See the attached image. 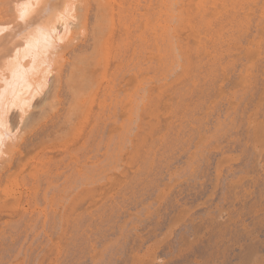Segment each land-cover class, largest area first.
Here are the masks:
<instances>
[{"label":"rangeland","instance_id":"obj_1","mask_svg":"<svg viewBox=\"0 0 264 264\" xmlns=\"http://www.w3.org/2000/svg\"><path fill=\"white\" fill-rule=\"evenodd\" d=\"M92 1L93 0H91V2ZM156 3L157 2H155L154 8L157 7L156 9L158 11V4H156ZM93 4H95V2H93ZM141 4L145 5V0H141ZM90 5H92V4H90ZM144 5H142L141 9L144 13H148L149 11L147 9H146L147 11L145 10L146 5L145 6ZM257 6H258V8H261L262 4L260 6V5H258V2H257V3H251L249 5L247 4L246 6H244L246 9L244 8L240 15L244 14L245 12L248 13V16H247L248 22L244 21V20H246L245 18L244 19L241 18L244 21L243 23L237 22V23H235V25L233 23L228 24V22L230 20H229V18L226 17L225 19L227 21L223 20V23H222L223 25L221 24V27H223V34L227 33V34L223 35L224 39L221 42L222 44L221 43H213V41L208 39L205 42L206 45L204 44V42L202 43V46L204 45L205 49L201 48L197 52H195V51L197 50L196 48L198 45H197V42L194 40V38L191 35L192 30H190V28L187 25L182 26L183 28L182 27L179 28V32H178V39L179 40L177 43L181 44L179 42H181V40H182V43L184 44V41H185V44L191 48V51H192L191 55H193V56L196 55L194 57L198 56L197 57L198 60L195 59L193 56L192 57L195 60H197V63L199 62V64H197L195 62V60H193L194 61L193 62L194 68L196 67L194 70H196V71L193 70L194 73L192 71H189L188 72L189 74L186 73L187 75L185 74L184 70L181 67L180 68L177 67L178 70H180V69H181V71L183 70L182 72L180 71L181 75L184 72L182 77L180 74L177 75L179 73L178 70H176V74H173L175 71L172 74H170L171 72H169V74L172 77L168 74L167 79L170 77V80L166 79L167 81L165 80L166 81V82L164 81L165 83L164 82L161 83V80H160L161 76H159L160 71H159V73L157 71L159 69V65H160V61L158 63H156L157 62L156 60H159V59H157V56L154 55V53L157 51V47H156V49H154L155 44H154V42H152L153 40L151 41L152 38L150 37V34L146 29V23H144V21H145L144 18L139 19L140 22L137 21L138 24L137 23L133 24L134 27L132 26V29L136 30V31L134 32V37L131 38L132 42L129 44V46H127V48L129 47L128 50L126 47H123V45H121V46H119L120 51L113 52L111 54L113 56V59H112V56L110 55V57L112 59L111 61H113V63H111V64L115 65V67L112 66L113 67V69L111 68L112 71L104 69L105 74H103L104 73L103 69L100 70V69H97L96 67L98 65L100 66L102 63L106 64V61L109 59L108 58L109 55H107V54H110V51H109V53L107 51L105 53H103L104 51L101 52L102 54H105V56H107L106 58H104L105 56H102V55L98 56V54H100V52H99L95 56L97 58L95 61V57H93L94 55L91 54L92 57L87 55L91 52V50H90V52L88 50L90 47L86 49V46H91V44L93 45L91 47H96L93 39L87 40L88 38H90L88 36L90 35V30L93 31L92 28H93L94 22H95L94 14L96 12H93V15H92V13H90L92 11L91 9H92V7H94V5L89 9L90 11L88 13L90 16L92 15V17H93L92 18L93 20L90 19V21L92 20L91 22L93 23L92 28L90 29L91 25L89 24L90 21L88 20L90 17L89 15H88L89 17L87 18L88 23L87 24L84 23V24H86V27H89L88 31H86L87 32L86 34L89 33L88 35H86L84 32L87 29L85 27V25H83L82 27H85L86 29L82 30V27H81L82 24L80 26L78 25L79 26V28H78V26L76 27V26H74L75 24L73 25V23H71V25L73 27L78 28L79 33H76V36L77 35L78 36L77 37L73 36V38H71V36L69 35V40L65 39V38H63L65 40H63V39L62 40H63V42L65 41L64 43L68 42L66 44V46H67L69 44V42H72V41H70L71 39L72 40L76 39L75 40L76 43H74V44H75V47H77V46L78 47L76 48V50L75 49L71 50L70 54H68L69 56L71 55L72 57L70 56V58H69V56L66 55V57L63 58L64 61L60 60L61 62L64 63V67L62 69L63 74H64L63 76L67 77V75L68 74L70 75V73L72 76L73 75L75 76V74H78V71L80 72L81 70H83V69L76 70L75 69L76 65H77V67H80V68L83 66H87L88 70L86 69V67H83L84 71L86 73H87V71L89 72L87 74H90L93 70H96V71L92 72L93 73L92 76L90 75L93 79V82L95 81L94 78L96 77L95 76L97 74L96 72L100 73V71H102L101 72L102 75H100L101 73L99 74V76L101 78L97 74V78H98L97 80H98V82H99V80H101L102 83L104 82V84H105V81L107 79H109L106 82L107 84L104 85L101 82H99V84H97L98 83L97 80L95 81L96 84L95 83L93 84V82H92L91 87L93 85L97 86L96 89H94V94H93L94 97H93V95L91 94L93 92H90L91 90L89 91V88H88L89 92H86V87H83L84 82H81V80L80 81L76 80L77 81L76 82L75 79H73L75 77L74 76L71 77L72 81L74 80L75 81L74 83L76 85L80 84L79 86L81 87V84H82V88H81L82 90L80 89L81 93H87L88 94V95L87 94L86 95L81 94V95L85 96V98L82 97L81 95H78L79 99H77L78 97H76L75 95H74L75 97L74 96L72 97V95L75 93L72 92V90L70 93L69 90L71 89V87L69 88L68 83H69V85L72 86V88L75 86V84L72 83L74 85L73 86L72 84H70L69 81H68V83L62 84L63 86H60L58 88V90L55 89L58 92L53 89L52 85H51V87H49L50 84H48L49 86H47V87H49V89L52 88L53 93L51 92V90H49L50 92L47 90L46 91V92H48L47 94L45 93V91H43L42 96H45V94H46V96H45L46 100L43 99L44 97L40 98L41 102L38 99V103L40 105L38 104L37 106L40 109L35 105V104H37L36 102H35V104H32L33 107L30 105L31 109L32 108L35 109L37 107L36 110L38 112L34 111L33 109L29 110V107H26V108H28L27 109L28 112L26 111V108H25V111H26L25 114H27V113L30 114L32 111L36 112L37 114L40 111L39 114H41V111L44 110L43 108L47 107L48 109L45 108V112H43V114H42L44 116V119L41 118V119H43V123H42V120L40 119L41 124L45 125V124H47L46 121L49 120L48 124L51 125L52 127L51 126H49V128L47 127L46 129H48V131L47 130H45V131H47V133H48L49 130H51V128L54 127V129H55L57 127L56 128L57 130L56 129L55 130L59 134H61L62 132L65 133L66 130H64L62 127L64 126V128L66 129V126L64 124L61 125V127L57 126V125L62 124L61 121H62L63 117L65 118V119L63 118V120L66 121V119H67L66 117L70 113L69 110L71 109L70 107L72 105H73V107H75L74 110L76 112H78V111L83 112L84 103H85V105L90 104V106H92L94 104L95 106H92L91 108H89L91 110L90 111L91 116L95 115V117H97V116L102 115V117H101L102 120H101V118H99L98 126H96V129H95L96 132H95V130L92 131L91 125L93 123L90 121V119L92 120L95 117L92 116V118L89 119V121L91 122V124H89L90 122H87V120L85 122L82 120L81 112L79 113L80 114L79 115L78 113H74V111H72L73 110L72 109L71 111L74 113V115H76V117H77V115H79V117H77L78 118L77 120H80V118H81L80 121H82V123L80 121H77L75 119L76 117H73L72 112H71V115L69 114V116H68L69 118L72 116L76 120L75 125L73 126V124L75 122L73 120V123L71 126V128L73 127V129H75V131H73V129L70 128V125H71L70 123L72 122L71 121L72 119L70 120L71 122H69L67 124L69 126L68 128L71 129L70 132L72 134L69 133L68 128H67L68 132L66 131V133H68V134H66V137H68L69 139L71 137V136H69V134L73 135V139H72V142H73L72 146L73 147L67 146L68 143H69V145L71 144V142H70L71 139L70 140L68 139L69 142H68V140H65L64 139L65 138L64 133H62L64 137L62 136V134H61V137H63V140H65V141L62 142V140L60 139L61 142L58 141L59 144H56L55 146H54L55 143L51 144V142H52V140L54 141L56 137L54 139L50 138V139H52L50 142H48L47 139H48V137H51L52 134H53L52 137H54L55 134H56V136H60V135H57V133H55V132H54L55 133L54 134V133H52V131H51L52 134L50 132L48 133V134H51L50 136H48L47 133L46 134L44 133V135H45L44 136V135H42L43 134L42 133L41 134L42 136H40L36 139L37 141H39V143L36 141L35 145L31 148L33 150L30 151L31 150L30 149L29 152H27L28 153L27 155H26V153H24L21 156V160L24 158L22 160L23 162H24L25 158H27L26 156H28L31 161L27 160V159H29V158H27L25 161H28L27 162L28 164L25 162L26 163V165H25L19 159L18 162L20 163V161H21V163L16 164L17 166L18 165L19 166L17 167L15 165V167H14L15 169H13L11 171V174L8 175V177L4 178L2 181H0L1 182L0 183V264H37V263L38 264H264V53H263L264 52V50H263L264 49V47H263L264 46V43H263L264 40L259 39L260 37L264 38V36H263L264 35V33H263L264 32V22H263L264 16L262 14V8L258 9ZM95 8H96V6H95ZM95 8L93 9V11H96ZM255 9L258 11H256ZM245 10H247V11H245ZM259 12L261 13L260 16H259V14H260ZM151 13H152V11H151ZM257 13H259V14H257ZM249 14L250 15L253 14L255 19L253 18V16L250 17ZM254 14H256V15H254ZM255 16H257V17L259 16V21L257 19L258 24H256V22H257L256 18L257 17H255ZM72 17L69 21H74L73 20V18H74V19H76L75 23H79V22H76L77 18H75V17L72 18ZM251 18L254 20H252ZM18 19H20V18H18ZM22 19H21V21H22ZM141 21L144 23V26L142 25L143 23ZM17 22L24 23L23 21L20 22L18 20H17ZM253 22H254V24H253ZM88 24H89V26H88ZM140 24L144 28H142L140 26ZM217 24H218V26H217ZM241 24H243V25H241ZM262 24H263V26H262ZM19 25L23 26V24H19ZM239 25L242 28H240ZM213 26L214 27L217 26L216 28H220L219 23H214ZM235 26H236V30H235ZM117 27L118 26H116V28ZM224 27H226L227 29ZM137 28L141 29V30L144 29V30H142V31L140 30L141 33H139L138 32L139 30ZM253 28L257 32L259 31V29H262L263 31H260V33H263V34L257 35L259 32L258 33L257 32L252 33L255 31ZM233 29H234V31H233ZM182 32L185 33V35L181 36V34H183ZM204 32L205 31H202L203 34H204ZM233 33L235 34V36ZM251 33H252V35L256 36L255 39L254 38L252 39L253 36L251 35ZM123 34H125V32H123ZM124 36L125 35H123V37ZM137 36L141 37V38L142 37L150 38V43L152 42L151 43L152 45L150 43H149L150 45H148L149 47L147 46V44L144 45V43L142 42V39L138 38ZM183 36H185L187 38H185ZM190 36L192 38L188 39V37H190ZM240 36H242L243 38ZM258 36H259V38H258ZM136 37H137L138 41H137ZM238 37H239V39H238ZM66 38H67V36H66ZM128 38H129L128 40H130L129 36H128ZM183 38H185V40ZM245 38H247V39L249 38L250 40L249 39L246 40ZM119 39L121 40V38H119ZM119 39L117 41H119ZM256 39H258V40H256ZM66 40H68V41L66 42ZM242 40H243V42H242ZM262 40H263V42H262ZM88 41H89V44L86 43ZM90 41H93L94 43H92ZM134 41H136L137 43L141 42L140 46H139V44L136 45L137 48L135 47V49H134V44H137V43ZM190 41L191 42L195 41L196 42V43H194L195 46ZM209 41H210V43H209ZM258 41H260L262 43L259 44ZM85 43L87 44L86 46H84ZM127 43H129V41ZM127 43H126V45H128ZM189 43H191V44H189ZM207 43L210 44L211 48H208L210 46H208ZM211 43H213L212 45L215 47H213L211 45ZM242 43H244L245 45ZM247 43H249V44H247ZM76 44H78V45H76ZM81 44L82 45L84 44L83 47ZM120 44H123V43L121 42ZM216 44H217V46H216ZM239 44H241V45H239ZM258 44H259V46H258ZM261 44H263V45L261 46ZM61 45H64V44H62V42H61L60 47H62ZM80 45H81L82 49L84 48L88 51L87 54H85L86 51L85 52L83 51L84 49L82 50L80 48ZM126 45H125V41H124V46H126ZM220 45L223 47H221ZM143 46H146L147 49L144 48ZM193 46H194V48H193ZM139 47L143 48V49L141 50ZM225 47H227V48L224 49ZM258 47H260L259 49H260V53L262 56L259 55L260 53H259V49H257ZM261 47H263V48L261 49ZM78 48H80V49H78ZM121 48L122 49L124 48V49L121 50ZM213 48H214V50H213ZM218 48H220L221 50ZM90 49H92V48H90ZM138 49H140L141 52ZM144 49H145V51H144ZM243 49L246 51H244ZM78 50H79V53L82 54L80 56H84L82 52H84V54L86 55V56H84L86 59L83 58L85 61H87L89 59L88 57H90V58H92V60L94 59V63H96L97 66L95 64L90 65L89 63L92 62L91 60L89 63L86 62L87 63L86 64L85 61L82 60V58H80L82 61H84V63L82 61L81 62L83 64H86V65L82 66V63L77 58V54H79V53H77ZM135 50H137V53L140 55H138ZM215 50H217V52ZM122 51H125L126 53L129 52L127 54L125 52L123 55L121 54L123 57V59H121V60H123V61L127 60L128 66H127L126 62H125L126 65H124L123 61L119 60L122 62V64H121L119 61L114 59V56L120 55V53H123ZM134 51H135V53H134ZM218 51L221 52V54H219ZM247 51H248V54H250V55H248L246 53ZM132 52H133V54H132ZM198 52H200V53H198ZM201 52H203L202 55H204V57L201 55L202 58L200 56V59H199V54H201ZM212 52L214 53V56H213ZM243 52L246 53V54L244 53L246 56L243 54ZM95 53H96V50H95ZM142 53H143V55H142ZM252 53H253V55L251 57ZM136 54L138 56H136ZM210 54L212 56H210ZM130 55H132V57L135 55V58H137V59L134 58L135 59V61H134V59L132 57H130ZM141 55H142V59L140 57ZM239 55H242L241 57H243L244 60L241 59V57ZM256 55H257L258 59H257ZM151 56H153L154 58L152 57V59H151ZM208 56H210L211 58ZM237 56H238V60L237 59L233 60V58H237ZM249 56L252 59L251 62H249L250 59L247 58ZM101 57L104 58V61H102ZM138 57H139V60H141V62H140L141 64L139 63V61H137ZM230 57H232V58H230ZM254 57H255V59H254ZM72 58H73V60H72ZM193 58H190L191 61ZM225 58L229 59V60L226 61ZM74 59L77 60L75 62V64H73L75 61ZM201 59H203V60H201ZM239 59H241L239 64L242 62L241 66L238 63L236 64V62H238ZM247 59H248V61H247ZM262 59H263V62H262ZM151 60H155L156 62L153 63ZM204 60L207 62H205ZM210 60H212V61H210ZM221 60H222V62H221ZM201 61H203V62H201ZM230 61L233 62V64ZM254 61H256L257 63L255 62V64H252V62L254 63ZM132 62H133V67H131ZM142 62L144 64H142ZM147 62L152 63V64L149 63L150 65H152L151 68H149L150 65ZM67 63H69L71 65H69ZM134 63L135 64L137 63V64L135 65ZM194 63L199 65V66L195 65ZM206 63L209 65H207ZM91 64H93V62ZM153 64L154 65L157 64V70L155 69L156 67ZM118 65H120V66H118ZM235 65H237V66H235ZM244 65H245V67H244ZM255 65H257L256 68L252 69L255 67ZM66 66H67V68H66ZM91 66L93 68H91ZM94 66L96 69L94 68ZM102 66L104 67L105 65L103 64V65H101V67ZM129 66H130L131 71L129 69H127V68H129ZM135 66L136 67L139 66V67L135 68ZM143 66L148 67V70H147V68H143ZM215 66H216V68H215ZM218 66L220 68H218ZM206 67H208V69ZM213 67H214V69L212 70L211 68H213ZM243 67H244V70H246V71H244L245 75H243V69H242ZM64 68H65V70H64ZM124 68H126L125 71L126 70H128V71L125 72L123 70ZM140 68H141V70L143 69L145 72L143 70L141 71ZM200 68H202V70ZM89 69H91V71H89ZM120 69H122V71H124L125 73L123 72L124 74H122ZM134 69L140 70L143 75L140 73V71H137ZM154 69L156 71H154ZM256 69H257V71H256ZM55 70L53 71L54 72L53 74H56ZM97 70H100V71H97ZM115 70H117V71L115 72ZM219 70H220V72H219ZM251 70L252 71L255 70L254 75L257 77H255V78L253 77L254 75L251 72ZM64 71H66V72L64 73ZM84 71L82 74H84ZM108 71L110 72V75H108V74L106 75V73H108ZM129 71L131 72V74ZM153 71L155 73L156 72L158 73V74L157 73L154 74L155 77H154V75H152L154 73ZM117 72L119 74L121 73L122 77H124L125 79H127V77L128 78L130 77L129 81L132 80L134 82L135 79L139 80L138 82H140L141 85L138 82H137L138 83L137 84V83H133L131 81V85H133L131 88V85L129 84L130 82L128 83L127 80L122 78L120 76L121 74L118 76ZM127 72H128V75H127ZM137 72H139L140 74ZM230 72H232V73L230 74ZM86 73L84 76L87 78L88 75ZM114 73H117L116 74L117 80L119 77H121L118 80V82L120 81L119 84L116 83V85L118 84V87L116 86V88H119L120 86H122V88L120 87L117 90L118 96L114 95V94H117L115 87H114V89H111L110 92H109L110 89L107 90L109 95L106 93V90H105V89H108L107 87L110 83L109 81H111V79L115 76ZM203 73H205L206 76H204L205 74H203ZM53 74L51 72L50 75L53 76ZM82 74H80V75H82ZM133 74H134V76H133ZM147 74L148 75L150 74V75L148 76ZM198 74H200V75H199V77L196 78L195 75L198 76ZM80 75H78V78ZM131 75H132V77H131ZM208 75H209V78H208ZM216 75L218 76V79H217ZM220 75L222 76V78ZM51 76H49L50 80H52L55 75L53 77H51ZM90 76L88 77L89 79L91 78ZM139 76L142 78H140ZM146 76H148V77L152 76V77H150L151 79L148 78V79H150L149 82L152 81V83L150 82V84H147V83L146 84L148 86L153 84L151 86L153 88L151 91L152 92L154 91L155 93L158 92L159 94H155V93L151 94V91H148L149 93L146 91V90H150V87H148V89H147V86H145L146 84L143 83V82H146ZM156 76L159 78V79H157L158 81L155 80V81H157V83L154 81V78L155 79L157 78ZM249 76H252L253 79L250 78ZM134 77H136V78H134ZM178 77L181 80L177 81ZM205 77H206V79H205ZM210 77L211 78L214 77L215 80L214 79L211 80ZM247 77H249L250 79L247 80L246 79ZM71 78H70V81H71ZM78 78L76 76V79H78ZM103 78H105V79H103ZM144 78H145V80H143ZM171 78L172 79L177 78V79H175V82H177V83L175 84L174 80H172ZM194 78L196 79V82H195ZM207 78H208V81H206ZM80 79H81V77H80ZM83 79H85V78L83 77ZM102 79L105 81H103ZM244 79H245V82L242 81ZM86 80H85V82H86ZM141 80H142V82H141ZM186 80H187V84L189 83L188 84L189 86H190V83L192 84L190 87H188V85H186ZM209 80L211 82H209ZM219 80H221V81H219ZM82 81H84V80H82ZM90 81H92V80L90 79ZM90 81H88V82H90ZM124 81H125V83H124ZM153 81L155 82V84ZM170 81H173V83H171V85H169ZM190 81H193V82H190ZM239 81H241L243 85ZM247 81H250L251 85H250V83H248L250 86L246 85ZM207 82L209 84H206ZM90 83H88V84H90ZM122 83H124V84H122ZM166 83L169 86L165 85ZM202 83H203V85L204 84L205 85L203 86ZM210 83H212V85ZM215 83H217L218 85ZM88 84H87V87L88 86L90 87V85H88ZM126 84H129L128 85L129 87L125 86ZM143 84H144V87H143L144 90L142 89ZM156 84L161 85V87L162 86H165V87L161 88V87L157 86ZM0 85L2 86V83H0ZM66 85L68 86V89H69L68 91H67V89L64 88V87L67 88ZM84 85H86V84H84ZM135 85H136V88L137 87H139V88L138 89L134 88ZM155 85H156V87H155ZM179 85H180V87H179ZM206 85H208V86H206ZM1 86H0V88H1ZM101 86L103 89L101 88ZM198 86L199 87L201 86V87L199 88ZM240 86H242L243 90ZM244 86L247 88H245ZM197 87H198V92L200 93V94L197 93L199 96H196V94H194L196 92L195 90H197ZM75 88H76V86H75ZM79 88L77 89L79 92L76 94H80ZM83 88H85V91ZM140 88L144 92L140 91L139 90ZM157 88H158V91H157ZM168 88H169V90H168ZM201 88H204L205 91L203 89L201 90ZM206 88L208 91L206 90ZM235 88H236V90H234ZM120 89H121V91H120ZM125 89L127 90V93H126ZM163 89H164V91H163ZM184 89H185V91H183ZM199 89H200V91H199ZM92 90H93V88H92ZM95 90H97V91L95 92ZM132 90H134L135 92H136V90L140 91V93L138 92V93H135L136 95H134V92ZM175 90H176V92H175ZM179 90H180V93L182 94V96L179 95L180 94ZM54 91L57 92V95H58V97L56 96L57 98H54V96H53ZM73 91H76V90H73ZM82 91H84V92H82ZM169 91L172 92V94L169 93ZM234 91H235V93H234ZM100 92H102V93H100ZM121 92H124L127 95L130 92L133 95L130 94L128 96V98L126 96L125 97L121 96L122 99L117 98V97H120L119 94H121ZM146 92H147V95L142 94V93H146ZM167 92H168V94H166ZM174 92L176 93V95ZM50 93H52V95ZM111 93H112V95H111ZM124 93H122L121 95H124ZM177 93H179V94H177ZM231 93H232V95H231ZM97 94H98V96H97ZM148 94L149 95L151 94L150 95L151 98L149 97ZM204 94H205V96H204ZM145 95L149 97L148 102H146L148 97L145 98L146 97ZM155 95L158 97L157 98L154 97ZM171 95H173V96H171ZM95 96H97V97H95ZM99 96L101 98H98ZM109 96H110V98H109ZM111 96H112L113 100H112ZM115 96H116V98H115ZM130 96H132V97H130ZM143 96H144V99H143ZM161 96H163V97H161ZM176 96H178V97L176 99H174V97H176ZM187 96H189V97L187 98ZM191 96H192V98H191ZM193 96H196V97H194L195 99L198 97L199 98L196 99V101H194L195 99H193ZM48 97H49V99H48ZM135 97H137V99H136V101H133V100H135L134 99ZM153 97L156 98L157 102ZM164 97L167 100H165ZM73 98H76V99H74L75 101L73 100ZM97 98H98V101H97ZM106 98H107V100H106ZM108 98H109V100H108ZM126 98L128 100H126ZM168 98L170 99V104H169ZM99 99L100 100L104 99L105 104H100ZM114 99H116L115 101H119V99L121 101L115 103ZM139 99L140 100L143 99L141 101L142 103L138 102V101H140ZM172 99H173V101H172ZM187 99H188V101H187ZM192 99H193V101H192ZM43 100L45 103H42ZM79 100H82V101H79ZM95 100L97 101V104H95V102H96ZM174 100L178 101L177 103L179 105L183 106V108L180 107L178 104H176V102ZM107 101H109V103ZM110 101H111V105H110ZM112 101L114 104L117 105L116 108H115L116 105L113 107ZM123 101H125L127 103H125V102L123 103ZM143 101L148 106L150 105V107H147V105L145 107V103H143ZM149 101L152 104H150ZM162 101H163V104H162ZM191 101L193 102V104ZM72 102H74V103L76 102L77 105L80 104L79 102H81V105L77 106L76 103L72 104ZM135 102H137V103H135ZM158 102H160V103H158ZM199 102H202V103H199ZM206 102H207V104H206ZM41 103H42V105H41ZM130 103H131V106H130ZM138 103L141 105H138ZM156 103H158V104H156ZM135 104H137V105H135ZM174 104L177 105L178 107L174 106ZM194 104L198 105V106L193 107ZM43 105L44 106L46 105V106L44 107ZM49 105H50L51 109H49V107H48ZM75 105L77 107L81 106L82 109H78V108L76 109ZM106 105H107V107H106ZM108 105H110V106H108ZM134 105L136 106V108L137 107L140 108V106H141L140 110L143 111L142 113H144V111L146 112V110H148V111L151 110V111H149V112L147 111L149 116H148V114H146L147 112L145 114H142L141 122L147 118L146 121H144V122L148 123V124L146 125V124H144V122L142 124H140L138 122L139 125L137 127V131H138V128L140 127L139 128L140 132H138V134H136L134 141H133L132 138L129 139L130 135L132 137V134H131L132 131L129 132L130 135L127 133L125 136L123 132L119 133L121 129H119V131H118V130H115V128L118 129L120 124H122L123 122L126 121L125 119H129V118H127V117H130V114H128V113H130L129 111L131 110V108ZM171 105H173V106H171ZM187 105L188 106L190 105V106L187 108L186 107ZM41 106H43V107L41 108ZM120 106H122L124 109ZM127 106H129L131 108H129V107L127 108ZM142 106H144V108H142ZM169 106H171L170 109H169ZM105 107H106L109 115L105 112V110H106V109H104ZM154 107H157L158 109H156ZM96 108L98 109V111H94V110H96ZM108 108L110 111L113 110V112H110L108 110ZM120 108H122L123 110ZM161 108H162V110H161ZM195 108L197 109L196 111H195ZM46 109L48 111L49 110H51V111H49V113L48 112L46 113V111H47ZM101 109L103 110V112H101ZM177 109H179V112H177ZM200 109H202V110H200ZM126 110H127V112H126ZM153 110H155V111H154V113H152V117H151V112H153ZM168 110H169V113L168 112L166 113V111H168ZM172 110H174V112ZM93 111H94V113H93ZM119 111H121L123 113H121ZM171 111L173 112V114ZM65 112H67V113L69 112V113L67 114ZM170 112H171V114H170ZM184 112L187 114V116L189 114L190 117H186V114ZM110 113H111V115H110ZM181 113H183L185 115L182 114L183 115V117H182ZM197 113H199L198 117L196 116ZM48 114L51 116V118H49L50 116ZM60 114H62V116ZM66 114H67V116H66ZM99 114H101V115H99ZM114 114H115V116H114ZM164 114H166V116ZM116 115L119 117L116 118ZM143 115H144V117H143ZM161 115H163V116L161 117ZM174 115H175V117H174ZM39 116H41V115H39ZM39 116L37 118H40ZM56 116H57V118H56ZM112 116H114L116 118V119H113V120H115V122L111 119V118H113ZM122 116H124L125 119ZM170 116L174 119H172ZM120 117L123 118V120H125V121L120 119L123 121V122L121 121L122 122L121 123L120 120H118ZM155 117H158V118H155ZM201 117H204V118L202 119ZM175 118H177L176 119L177 121L175 120ZM103 119H104V121H103ZM106 119H107V121H106ZM108 119H111L110 121L114 122V123H112L113 125L115 124L114 126H111L112 128L114 127L113 130L111 127L108 128V126H107V125H109V126L112 125ZM151 119L154 122L156 121L158 123V125L155 124L156 122L154 123ZM178 119H180V120L178 121ZM199 119H202V120H199ZM164 120H166V122ZM51 121L54 123V126L52 125L53 123ZM92 121H94V120H92ZM105 121H106V123H105ZM170 121H174L173 122L174 125ZM183 121L186 124L182 125L184 123ZM186 121H188V122H186ZM78 122H80L79 127H77ZM117 122H118V124H117ZM149 122H151V124L153 122L155 124V126L153 124L152 125L149 124ZM175 122H177V124ZM179 122L180 123L183 122V123L180 125ZM189 122H190V124H189ZM197 122H198V124H195ZM63 123H65V122H63ZM133 123H135V125H133V126H136L137 122L134 121ZM163 123L165 125V129H166V124L168 125V127L170 129L167 128V130H169V131L171 130L170 132L167 130L164 131V125H163V131L160 129V128H162ZM168 123H171L173 126L176 125L175 126L176 128L173 127L171 124L169 125ZM99 124H101V125H99ZM21 125H23V124H21ZM81 125H82V127H81ZM86 125L88 127H86ZM185 125L187 126V128H185L186 127ZM191 125H193V127ZM75 126H76V128H75ZM84 126L86 128H88V130L90 128L91 129L88 131ZM104 126H107V127H104ZM146 126H147V128L149 126V128L151 127L154 130L149 129V128L146 129ZM177 126H178V128H180L179 130L177 129ZM259 126L260 127L262 126L261 131H260ZM80 127L84 128L86 130L81 129ZM182 127H183L184 131L181 129ZM197 127H200V128L197 129ZM18 128H20V127H18ZM77 128L80 129V130L78 129L79 132H78V130H76ZM144 128L146 129V131H144ZM61 129L63 130L62 132H61ZM103 129L104 130L106 129V130L104 131ZM109 129H110V131L111 130L114 132L117 131L114 134H112V132L110 133L111 136H113L115 134L117 135V133H118L117 137L113 136L110 138V136H109L110 134L109 135L107 134V131ZM173 129L178 131V133L177 132L175 133ZM21 130H22V128H21ZM55 130H53V131H55ZM58 130H60V131H58ZM99 130H100V132L101 131L105 132L104 134H102L103 132H101V135L103 137L102 136L100 137ZM132 130L135 131L136 127H134V129H132ZM148 130L150 131V133L148 132ZM17 131H18V133H17ZM17 131H16V133H17V135H19V132L21 133V131L19 129H17ZM76 131L78 133H75ZM86 131H88V132H86ZM180 131H182V132H180ZM22 132H23V130H22ZM84 132L88 133V134H86V136H85ZM161 132H162V134H165V135H160ZM171 132H174L175 136ZM179 132L182 135H180ZM74 133H75V135H74ZM82 133H84V134H82ZM90 133H91V136H89V137L91 139L89 138V141H88L89 143H87V145L85 146L86 148L84 147L85 151L83 149H81L78 153H76L75 149H71V147L77 149L79 146L78 147H76V146L81 144L80 140L81 141L83 140V142H84V137L86 140V138H88V135H90ZM143 133H145V134H143ZM147 133H149V134H147ZM120 134H121V136H119ZM154 134H156L155 137H153ZM157 134H158V136H157ZM170 134H172V135H170ZM104 135L107 137L109 136V138H108L109 140L106 139L107 137L104 138ZM127 135H129V136H127ZM144 135L148 136L149 138L148 137L146 138V136L144 137ZM176 135H178V136H176ZM16 136L13 137L14 140H15ZM118 136H119V138H118ZM122 136H124L123 138H125V140H123V138H121ZM140 136H141V138H140ZM78 137L80 138V140ZM99 137L101 138V141H99L100 139L98 140ZM133 137H134V135H133ZM167 137H168V139H167ZM176 137L178 139H176ZM127 138L130 140V144L134 145L133 147L131 146V148H130L129 145H126L129 142V141H127ZM139 138L141 140H139ZM39 139H41V140H39ZM57 139L58 138H56V141H57ZM76 139L78 141H76ZM93 139L98 140L99 142L98 141L97 142L99 144L96 143ZM155 139H157V140H155ZM42 140H43V142H40ZM45 140L47 141L49 147L46 146V144H44ZM73 140L75 141V143ZM102 140H103V142H102ZM115 140L116 141L118 140V141L115 142ZM154 140H155V142H154ZM15 141H17V140H15ZM46 141H45V143H46ZM90 141H91V144H90ZM131 141H133V142H131ZM135 141L138 143L136 144ZM145 141H148L147 143L149 145L146 144ZM76 142H78L79 144ZM41 143H43L42 144L43 146L40 145ZM61 143L63 144V146H61L62 145ZM66 143H67V145H66ZM103 143H106V144H103ZM116 143H118L117 145L119 147L116 145ZM157 143H158V145H157ZM38 144H39V146H36ZM64 144L68 148H66V146ZM113 144H114V147H113ZM139 144H140L139 148L144 147L146 145L145 148H147V149L141 148L140 150H138L139 152L136 151L137 149H139L137 147V146H139ZM142 144H143V146H141ZM44 145H45V147H44ZM94 145H96V146L94 147ZM125 145L128 147V149ZM40 146H42L44 148L41 147L42 148L41 149ZM92 146L94 147V151H92V149H93ZM101 146L102 147L104 146L105 148L104 147L102 148ZM121 146H124V147L122 148ZM156 146H158V147H156ZM58 147L63 148V149L65 148V151L67 149V153L65 151L63 152V149L60 150ZM57 148L59 150H57ZM90 148H92V149H90ZM53 149L54 150L56 149L57 151L56 150L54 151ZM105 149H106V151H105ZM111 149H113V150L111 151ZM89 150H91L92 152H90ZM95 150L96 151L99 150V152L98 151L97 152H98V154H99L98 156H100V158L102 155L106 154L105 156H107V157L105 158V156H104V158H103L104 160H102L104 162H102L99 157H97V158L94 157V155L97 154V153H93V152H96ZM143 150H144V152L142 153ZM51 151H53V152H51ZM59 151H60V153H59ZM82 151H84V152L82 153ZM110 151H111V153H110ZM80 152L83 155L80 154ZM140 152L142 153V155L143 154L145 155V156L143 155L145 158L140 155ZM148 152L150 153V156H152L151 154H153L154 156L150 157ZM84 153H85V155H84ZM91 153L93 154L92 156L96 159L95 161H93L94 158L91 156ZM114 153L117 154V156H116L117 161H116V157L114 158V156L116 155V154L113 155ZM36 154H38L37 157L35 156ZM54 154H56V155H54ZM132 154H134V155H132ZM47 155H49V156H47ZM57 155H58V159L56 158ZM60 155H61V157H60ZM65 155H66V157H65ZM72 155H74V156H72ZM81 155H82V157H84V160L82 159L83 161L81 160V162H79L80 161L79 159L82 158ZM138 155H140L143 158H141ZM146 155H147V157H146ZM38 156H41V157L39 158ZM123 156H124V158H123ZM3 157H4V154H3V156L2 155L0 156V159L2 161L4 159L8 158V157L6 158V156H5V158H3ZM31 157H33V158L31 159ZM34 157L36 160L38 159V161L36 163H35L36 160H34ZM42 157H43L44 161L42 160ZM53 157H55V158H53ZM59 157H60V159H59ZM62 157H63V161L64 160L66 161V159L68 161L69 160L68 158H70L69 162L74 161L76 158L78 159V157H79V159L77 161L75 160L74 162H70V163L75 164V162H79V163H77L78 165H76V164L75 165L80 167V168L85 166V168H82V169H84L85 173L89 172V169H91V167H92L91 172L93 171L94 173L93 172L92 173L89 172V173L91 175L96 174V176H97V177L95 176V178H94L95 180L94 179H86V180H88V182L91 183V185L93 184L94 186L93 185H92V187H91V185L89 186V183L87 184V182L85 181L87 184V185L84 184V192L86 191L85 193L87 195L86 196L83 192V194L85 195L84 196L85 198L82 195L79 197L80 200H78L79 198L76 199V198L72 197L73 194H75V193H73L72 196L70 195L73 198L74 202L76 199L75 203L73 201L71 202V200H72V199H70L71 197L67 198L68 200L70 199V201H68V200L65 201V199L62 201L61 199L59 200L60 195L58 193L55 194V192H57V191L59 192L61 187L64 185V183H66V179H64L65 177L63 175H61V177L55 176L53 178V180L55 178L56 179L58 178L57 179L58 181L55 179L54 181H56V183L52 187L48 186L47 184L43 187L42 185H44L43 182H45V181L41 182V185L39 187V191H35L31 187L32 182L34 181L33 180L34 176H36L37 174H39L38 176L44 174V171H46L47 166L52 167V166H50V164L51 165L53 164V168H54L55 167L54 163L57 160L58 161L60 160V162L56 163L57 164L56 166H59L60 163H62L61 164V166H62L63 165ZM85 157H87V158H85ZM89 157H91V158H89ZM118 157H120V158H118ZM121 157H122V161H121ZM126 157H130L133 162L131 161V159H130L131 162L128 161L129 158L126 159ZM146 158H148V160L151 158L152 160L148 161ZM53 159L54 160L57 159V160L55 162H53L54 161ZM91 159H92V161H91ZM124 159H125V161H123ZM137 159H139L138 161L141 162V165H138L140 163L137 161ZM140 159H142L144 161L142 162V161H140ZM45 160L48 162L50 161L49 162L50 164L48 165V162H47V164H46L47 166H45V163H46ZM113 160H115L117 163L114 164V162H112ZM146 160H147V162H145ZM32 161H34L33 162L34 164L31 163ZM65 161H64V163H65ZM67 161H66V163H68ZM109 161L113 164H110ZM86 162H88V163H86ZM93 162H95V163H93ZM96 162H97V165H96ZM105 162L109 163L114 168L111 166L109 168V164L107 165V163H105ZM122 162H123V164H122ZM125 162L127 164L130 162L131 164L127 165ZM134 162L136 164H134ZM30 163L33 165H31ZM41 163H43V164H41ZM84 163H86V165ZM144 163H146V165ZM147 163L151 164V165L149 164L148 171H147V166H148ZM38 164H39V166H38ZM74 164H71V166L73 167ZM100 164L101 165L104 164V165L101 166ZM105 164H106V166H105ZM118 164L120 165V167ZM124 164H126V165H124ZM30 165L32 167L31 169L29 167ZM41 165H43V166H41ZM81 165H83V166H81ZM144 165L146 166V171L144 170V167H143ZM26 166L28 167V169ZM132 166H133V168L135 167V169L137 171L135 169H132ZM87 167H88V169H87ZM94 167H96V169L97 168L98 169L96 170V169H94ZM117 167L120 168V170H117V171L114 170L115 168L117 169ZM127 167H128V171L126 169ZM41 168H43L42 170H44V171H42ZM104 168L106 169L105 171H103ZM137 168L141 169L140 171H143V174H142V172L140 173V171H138ZM39 169H40V171H39ZM124 169H125V171H124ZM101 170L103 171L102 172L103 174L101 173ZM36 171H38L39 173H37ZM98 171H100V172H98ZM107 171H108V173H107ZM119 171H121V173ZM30 172L32 173V175ZM136 172L138 175H136ZM112 173H114V174H112ZM130 173H132V176L135 173L136 176H134V177L136 178V180H134V177L132 178V180H134L135 182L133 181L132 183H130L132 180L131 181L129 180L130 182L127 181L128 178L130 179V177H129ZM146 173H147V175H146ZM124 174H126V177L124 176ZM141 174L144 176H142ZM127 175H128V177H127ZM107 176H109V177H107ZM59 177L62 178L61 182H59L60 181ZM138 177H141V178H138ZM29 178L32 181H30ZM96 178H97V180L100 178L99 181H97ZM101 178H103V180H101ZM89 180H92V181H89ZM24 181H26L25 183H27V184H25ZM57 182H59V183H57ZM93 182H95L96 184ZM113 182L116 185H114ZM29 186L32 189H30ZM47 186H48V188H46ZM96 186L98 189L96 188ZM120 187H122V188H120ZM43 188H46V189H43ZM51 189H52V191H51ZM56 189H57V191H56ZM40 190H43V191H40ZM45 190H47L48 192ZM53 190H55L54 193H53ZM118 190L120 191V193H118L119 192ZM90 191L92 194L90 193ZM52 193H53V196H52ZM34 194H35V197H34ZM34 199H36V200H34ZM77 200L79 201L78 202L79 203V208H78L79 213L77 212L78 210H76L75 208H72L74 206V204H76V205L78 204ZM48 202H49V204H48ZM65 202L68 204L67 207H66L67 204L66 205L63 204ZM37 204L38 205L40 204V205L37 206ZM71 204H72V207H70ZM50 205L52 208L50 207ZM54 205H55V209L53 207ZM103 205H104V207H103ZM59 206L62 208H60ZM99 206L102 207L103 209L100 208ZM40 207H43V208H40ZM62 209L63 210L64 209L71 210L73 213L70 212L71 214L69 213L70 215L68 216L67 215L68 210L63 211ZM76 212H77V214H76ZM95 215H97V216H95ZM62 216H64L63 218L66 217L65 219H66L67 224L64 223L65 219L63 221ZM77 216L78 217L80 216V218L78 219ZM31 218H32V220H31ZM69 220L71 221V223ZM76 220L77 221L80 220V221L77 222ZM61 223H64L65 225L61 224ZM74 223H75V225H74ZM63 225H64V227H67V229L64 228ZM68 225L73 227V228H71V227L69 228ZM79 225L82 227H80ZM79 228H81V229H79ZM71 229H73V230L75 229L74 232ZM63 234H65V235H63Z\"/></svg>","mask_w":264,"mask_h":264},{"label":"bare ground","instance_id":"obj_2","mask_svg":"<svg viewBox=\"0 0 264 264\" xmlns=\"http://www.w3.org/2000/svg\"><path fill=\"white\" fill-rule=\"evenodd\" d=\"M93 2H95V4H93ZM147 2V3H146ZM155 2H157L156 4H158V11H157V7L156 8H154V5H155ZM258 2V5H260L261 6V4H262V14H263V16H264V0H145V5L144 4H141V0H93L92 2H91V0H0V83H2V86H1V88H0V156L2 155L3 156V154H4V157L3 158H5V156H6V158L7 159H4L2 162L0 161V181H2L4 178H6V177H8V175H10L11 174V171L13 170V169H15L14 167H15V165L16 164H18L19 162V159L21 160V156L24 154V153H26V155L28 154L27 152H29V150L35 145V143H36V139L38 138V137H40V136H42V135H44V133L46 134L47 133V131H48V129H46L47 127L49 128V126H51V125H49L48 123V121H46L47 122V124H45V125H43V124H41V120H42V123H43V119H44V116L42 115L43 114V112H45V108H47V107H45L44 105V107L45 108H43L44 110H42L41 111V114H39L40 113V111H39V115H41V116H39L36 112H38L36 109H37V105L39 104L38 103V99H39V101H40V98H42V97H44L43 99L44 100H46V94L48 93V92H46L47 90L49 91V90H51V92L53 91L52 90V88H50L49 89V87H51V85L53 86V89L55 90V89H57L58 90V88L60 87V86H63L62 84H65V83H68V81L70 82V84H75L74 82L77 80V81H80L81 80V82H84L83 83V87H86V92H89L90 90V92H93V93H91L92 95L94 94V89H96V85H93L92 87H91V85H92V82H93V79H92V72L93 71H96V70H93L90 74H87V73H89L88 71H87V73L84 71V68L83 67H86V69H87V66H83V65H86L87 63L86 62H90V60L93 62V64H91V63H89L90 65H96L97 66V64L96 63H94V59L92 60V58H90V57H92V55H94L93 57H95L99 52H100V54H98V56H100V55H102V56H105V54H102L101 52L102 51H104L103 53H105L106 51L109 53V51H110V54H107V55H109V59L106 61V64L105 63H100L101 65H105L103 68L101 67V65L99 66H97L96 68L97 69H103V71H104V73L103 74H105V70H111V68L113 69V67L112 66H114L115 67V65H112L111 63H113V61H111L112 59H113V56L111 55L113 52H117V51H120L119 50V46H121V45H123V47H126L127 48V46H129V44L132 42L131 41V38H133L134 37V32L136 31V30H133L132 29V26H133V24L134 23H137V21H139V19H142V18H144L145 19V21H144V23H146V29H147V31L149 32V34H150V37L152 38L151 39V41L152 42H154V44H155V47H154V49H156V47H157V51L154 53V55L155 56H157V59H159V60H151L153 63H158L159 61H160V65H159V69L157 70V64H153L156 68V70L158 71V73H159V71H160V74H159V76H161L160 77V80H161V83L162 82H164L166 79H167V75L169 74V72H171L170 74H172L174 71V73L173 74H176V70H178L177 69V67H181L183 70H184V72H185V74L186 73H188L189 71H192L193 73H194V71H196V70H194L195 68H194V65H193V60H195V59H197V57H194V56H196V55H191L192 54V51H191V48L188 46V45H186L185 44V41H184V44L182 43V40H181V42H179V43H181V44H178L177 42H178V32H179V28H181L182 26H185V25H187L189 28H190V30H192V37L194 38V40L197 42V50L195 51V52H197L198 50H200L201 48H203V49H205L204 48V45L202 46V43L204 42V44H205V42H206V40H208V39H210L211 41H213V43H221L222 41H223V35H225V34H227V33H225V34H223V27H221V24L223 23V20H226L225 18L227 17V18H229V22H228V24H231V23H233L234 25H235V23H237V22H246L247 21V19H248V13H244V14H242V15H240L241 14V12H242V10L245 8L244 6H246L247 4L249 5V4H251V3H257ZM261 3V4H260ZM90 4H92V5H90ZM94 5V7H92ZM142 5H144L146 8H145V10L147 9L149 12L148 13H144L143 11H142ZM95 6H96V8H95ZM143 6V7H144ZM259 6V7H260ZM92 7V11L90 12V13H92V15H93V12H96L95 14H94V17H95V22H94V26L92 25L93 23L91 22L93 19V17H92V15L90 16L88 13H89V9ZM95 8V10L96 11H93V9ZM248 8V7H247ZM257 8H258V6H257ZM261 8H258V9H261ZM246 9V8H245ZM144 10V9H143ZM146 10V11H147ZM256 10V9H255ZM151 11H152V13H151ZM245 11H247V10H245ZM256 11H258V10H256ZM260 11V10H259ZM252 12V11H251ZM260 13V12H259ZM259 13H257V14H259ZM152 14V15H151ZM91 17H89V16ZM250 15V14H249ZM254 15H256V14H254ZM261 15V13L259 14V16ZM75 17V18H77V21L76 22H79V23H75V20L76 19H74L73 17ZM159 16V17H158ZM253 16V14L252 15H250V17H252ZM259 16L257 17V16H255V17H257L256 18V21H257V19H258V21H259ZM71 17L73 18V20L74 21H69L70 19H71ZM89 17V21H90V19H92L90 22H89V24L91 25L90 26V29L92 28V26H93V31H91L90 30V35L88 36V37H90V38H88L87 40H94V42L93 41H90V42H92V43H94L95 45H96V47H91V46H93L91 43V46H86L87 44L86 43H88L89 44V41L88 42H86L85 43V45L84 46H86V49L87 48H92V49H88L89 50V52H90V50H91V52L89 53V54H87L88 53V51L86 50V49H82L81 48V45H80V48L85 52L86 51V53L85 54H87L88 56H90V57H88L87 59V61H85L84 59H86L84 56H86L85 54H84V52H82L83 53V55L84 56H80V55H82V54H80L79 53V50H78V52L77 53H79V54H77V58L80 60V62L82 61V60H84L85 61V63L86 64H83L84 63V61H82L81 63H82V66L83 67H77V65H76V70H79V69H83V70H81L80 72L78 71V74H75V78H73V79H75V81L73 80L72 81V78L71 77H73L72 75H71V73H70V75L68 74L67 75V77H64L63 75V71H62V69H63V67H64V63L63 62H61L60 60H62V61H64L63 60V58L64 57H66V55H68V54H70V51L71 50H73V49H75L76 50V48L78 47H75V44L74 43H76L75 42V40H72L71 38H73V36L74 37H77L76 36V33H79V31H78V28H79V26L81 25V27L83 26V25H85V27H86V24L88 23L87 22V18ZM18 18H20V19H18ZM23 18V19H22ZM241 18H245L246 20H244L243 21V19H241ZM253 18H254V16H253ZM261 18V17H260ZM21 19H22V21L24 22V23H19V22H17V20L18 21H20V22H22L21 21ZM25 19V20H24ZM252 19V18H251ZM255 19V18H254ZM254 19H252V20H254ZM227 21V20H226ZM258 21L256 22V24H258ZM140 22V21H139ZM142 22V21H141ZM248 22V21H247ZM264 22V21H263ZM71 23H73V25L74 26H78V28H76V27H73L72 25H71ZM84 23H86V24H84ZM143 23V22H142ZM144 23L142 24L143 26H144ZM214 23H219V26H220V28H216L217 26H218V24H217V26H213V24ZM226 23V22H225ZM19 24H23V26L21 25H19ZM77 24V25H76ZM89 24H88V26H89ZM118 24V25H117ZM138 24V23H137ZM240 24V23H239ZM253 24H254V22H253ZM142 25L140 24V26L142 27ZM223 25V24H222ZM226 25V24H225ZM241 25H243V24H241ZM247 25V24H246ZM116 26H118L117 28H116ZM138 26V25H137ZM238 26V25H237ZM240 26V25H239ZM256 26V25H255ZM258 26V25H257ZM262 26H263V24H262ZM82 27V30H85L86 28V30L84 31L85 32V34L87 33L86 31H88V29H89V27ZM134 27V26H133ZM136 27V26H135ZM254 27V26H253ZM139 28V27H138ZM137 28V29H138ZM142 28H144V27H142ZM183 28V27H182ZM224 28H226V27H224ZM234 28V27H233ZM240 28H242L241 26H240ZM239 28V29H240ZM246 28V27H245ZM77 29V30H76ZM81 29V28H80ZM227 29V28H226ZM232 29V28H231ZM244 29V28H243ZM247 29V28H246ZM245 29V30H246ZM254 29V28H253ZM257 29V28H256ZM139 31V33H141L140 32V30L141 29H138ZM142 30H144V29H142ZM141 30V31H142ZM225 30V29H224ZM235 30H236V26H235ZM255 30V29H254ZM253 30V31H254ZM81 31V30H80ZM125 32V34H123V32ZM202 31H205L204 32V34L202 33ZM226 31V30H225ZM231 31V30H230ZM233 31H234V29H233ZM238 31V30H237ZM260 31H263L262 29H259V33L255 30L254 32H252V33H255V32H257L258 34L257 35H259V34H263V33H260ZM92 32V33H91ZM146 32V31H145ZM232 32V31H231ZM243 32V31H242ZM246 32V31H245ZM183 33V32H182ZM240 33V32H239ZM238 33V34H239ZM250 33V32H249ZM252 33H251V35H252ZM89 34V33H88ZM88 34H86V35H88ZM232 34V33H231ZM234 34V33H233ZM237 34V35H238ZM69 35L71 36V40L70 41H72V42H69V44L66 46V44L68 43L67 41L69 40ZM92 35V36H91ZM123 35H125L124 37H123ZM139 35V34H138ZM182 35H185V33H183V34H181V36ZM65 36V37H64ZM66 36H67V38H66ZM128 36L130 37V40H128L129 38H128ZM142 36V35H141ZM234 36H235V34H234ZM247 36V35H246ZM253 37H252V39L254 38L255 39V37L256 36H254V35H252ZM264 36V35H263ZM121 38V40L119 39V38ZM138 37V36H137ZM137 37H136V39H137ZM183 37H185V36H183ZM191 36L190 37H188V39L189 38H192ZM225 37V36H224ZM240 37H242V36H240ZM63 38H65V39H68V40H66V42L67 43H64L63 42V40H65V39H63ZM138 38H141V37H138ZM185 38H187V37H185ZM185 38H183L184 40H185ZM233 38V37H232ZM237 38V37H236ZM243 38V37H242ZM241 38V39H242ZM258 38H259V36H258ZM63 39V40H62ZM119 39V41H117ZM142 39V42L144 43V45L145 44H147V46L148 45H150L151 43H150V38H144V37H142L141 38ZM228 39V38H227ZM238 39H239V37H238ZM246 40H248L247 38H245ZM244 39V40H245ZM259 39H263L264 40V38H259ZM140 40V39H139ZM233 40V39H232ZM245 40V41H246ZM250 40V39H249ZM256 40H258V39H256ZM263 40H262V42H263ZM124 41H125V45H126V43L129 41V43H127L128 45H126V46H124ZM137 41H138V39H137ZM187 41V40H186ZM195 41H193V42H191V43H193V45L195 46V44L194 43H196ZM231 41V40H230ZM261 41V40H260ZM260 41H258V43L260 44V43H262V42H260ZM61 42H62V44H64V45H61L62 47H60V44H61ZM123 43V44H120V43ZM134 42H136V41H134ZM242 42H243V40H242ZM247 42V41H246ZM245 42V43H246ZM256 42V41H255ZM137 43V42H136ZM141 43V42H140ZM140 43H137V44H134V49H135V47H136V45H138L139 44V46H140ZM150 43V44H149ZM191 43H189V44H191ZM209 43H210V41H209ZM213 43H211V45L213 44ZM264 43V42H263ZM74 44V45H73ZM183 44V45H182ZM222 44V43H221ZM242 44H244V43H242ZM247 44H249V43H247ZM252 44V43H251ZM259 44H258V46H259ZM76 45H78V44H76ZM83 45H82V47H83ZM152 45V44H151ZM206 45V44H205ZM207 45L208 46H210V44H208L207 43ZM215 45V44H214ZM219 45V44H218ZM227 45V44H226ZM239 45H241V44H239ZM245 45V44H244ZM263 44H261V46H262ZM66 46V47H65ZM194 46H193V48H194ZM213 46V45H212ZM216 46H217V44H216ZM221 46V45H220ZM229 46V45H228ZM227 46V47H228ZM232 46V45H231ZM142 47V46H141ZM144 48H146L147 49V47L146 46H143ZM149 47V46H148ZM213 47H215V46H213ZM221 47H223V46H221ZM227 47H225L224 49H226ZM264 47V46H263ZM263 47H261V49L263 48ZM80 48H78V49H80ZM96 48V49H95ZM129 48V47H128ZM128 48H127V50H128ZM131 48V47H130ZM137 48V47H136ZM140 48V47H139ZM153 48V47H152ZM208 48H211V46L210 47H208ZM234 48V47H233ZM237 48V47H236ZM260 47H258L257 49H259ZM124 49V48H123ZM122 48H121V50H123ZM141 50L143 49V48H140ZM140 49H138V50H140ZM218 49H220V48H218ZM255 49V48H254ZM253 49V50H254ZM81 50V51H82ZM95 50H96V53H95ZM141 50H140V52H141ZM153 50V49H152ZM194 50V49H193ZM213 50H214V48H213ZM221 50V49H220ZM241 50V49H240ZM244 50V49H243ZM264 50V49H263ZM80 51V52H81ZM133 51V50H132ZM136 51V53H137V50H135ZM135 51H134V53H135ZM144 51H145V49H144ZM212 51V50H211ZM216 52H217V50H215ZM244 51H246V50H244ZM258 51V50H257ZM256 51V52H257ZM69 52V53H68ZM123 53H120V55H116V56H114V59H116L117 61H119V60H121V59H123V57H122V55L124 54V52L125 51H122ZM139 52V53H140ZM143 52V51H142ZM194 52V53H195ZM204 52V51H203ZM203 52H201V54H199V59H200V56L202 55V53ZM219 52V51H218ZM72 53V52H71ZM126 53V52H125ZM127 53H129V52H127ZM126 53V54H127ZM198 53H200V52H198ZM213 53V52H212ZM240 53V52H239ZM245 52H243V54H244ZM247 54H248V51L246 52ZM245 53V54H246ZM254 53V52H253ZM253 53L251 54V57H252V55H253ZM259 53H260V49H259ZM264 53V52H263ZM262 53V54H263ZM92 54V55H91ZM119 54V53H118ZM122 54V55H121ZM132 54H133V52H132ZM138 54V53H137ZM136 54V56H138V55H140V54H138L137 55ZM197 54V53H196ZM219 54H221V52H219ZM244 54V55H245ZM74 55V54H73ZM79 55V56H78ZM110 55L112 56V59H111V57H110ZM142 55H143V53H142ZM142 55L140 56L141 57V59H142ZM198 55V54H197ZM226 55V54H225ZM243 55V56H244ZM248 55H250V54H248ZM247 55V56H248ZM259 55H261V53L259 54ZM258 55V56H259ZM69 56V55H68ZM71 56V55H70ZM70 56H69V58H70ZM97 56V57H98ZM195 58H193V57ZM203 57H204V55H202ZM202 56H201V58H202ZM210 56H212L211 54H210ZM210 56H208V57H210ZM213 56H214V53H213ZM235 56V55H234ZM240 57L242 56V55H239ZM246 56V55H245ZM262 56V55H261ZM61 57V58H60ZM72 57V56H71ZM74 57V56H73ZM107 56H105L104 58H106ZM128 57V56H127ZM130 57H132V55H130ZM129 57V58H130ZM152 57L153 56H151V59H152ZM256 57H257V55H256ZM60 58V59H59ZM75 58V57H74ZM80 58H82V60L80 59ZM84 58V59H83ZM104 58H102L101 57V59H102V61H104ZM126 58V57H125ZM128 58V59H129ZM133 59L135 58V55L132 57ZM154 58V57H153ZM190 58H193L192 59V61H191V59ZM207 58V57H206ZM211 58V57H210ZM216 58V57H215ZM218 58V57H217ZM230 58H232V57H230ZM248 59H250L249 60V62H251V58H250V56L249 57H247ZM96 57H95V61H96ZM127 59V58H126ZM135 59H137V58H135ZM135 59H134V61H135ZM147 59V58H146ZM235 59H237L238 60V56H237V58H233V60H235ZM241 59H243L244 60V58L243 57H241ZM241 59H239V61L238 62H236V64L238 63L239 64V62H240V60ZM248 59H247V61H248ZM254 59H255V57H254ZM257 59H258V57H257ZM68 60V59H67ZM72 60H73V58H72ZM75 61H74V63L73 64H75V62L77 61L76 59H74ZM125 60V59H124ZM198 60V59H197ZM197 60H195V62L197 63ZM201 60H203V59H201ZM206 60V59H205ZM204 60V61H205ZM223 60V59H222ZM222 60H221V62H222ZM225 60L226 61H228L229 59H226L225 58ZM224 60V61H225ZM242 60V61H243ZM121 61H123V60H121ZM121 61H119L121 64H122V62ZM133 61V62H134ZM137 61H139V63L141 62V60H139V57H138V60ZM150 61V62H151ZM209 61V60H208ZM210 61H212V60H210ZM217 61V60H216ZM259 61V60H258ZM100 62V61H99ZM125 62L127 63V60H125V61H123V64L124 65H126L125 64ZM131 62V61H130ZM133 62L131 63V67H133ZM149 62V63H150ZM201 62H203V61H201ZM200 62V63H201ZM205 62H207V61H205ZM218 62V61H217ZM231 62V61H230ZM229 62V63H230ZM246 62V61H245ZM255 62L256 61H254V63L252 62V64H255ZM262 62H263V59H262ZM98 63V62H97ZM115 63V62H114ZM148 63V62H147ZM148 63V64H149ZM232 64H233V62H231ZM242 63V62H241ZM241 63L239 64L240 66H241ZM257 63V62H256ZM67 64H69V63H67ZM99 64V63H98ZM117 64V63H116ZM130 64V63H129ZM135 64V63H134ZM137 64V63H136ZM135 64V65H136ZM141 64V63H140ZM142 64H144L143 62H142ZM150 64H152V63H150ZM149 64V65H150ZM195 64V63H194ZM197 64H199V62L197 63ZM197 64H195V65H197ZM207 64V63H206ZM261 64V63H260ZM69 65H71V64H69ZM148 65V66H149ZM203 65V64H202ZM207 65H209V64H207ZM219 65V64H218ZM224 65V64H223ZM227 65V64H226ZM229 65V64H228ZM247 65V64H246ZM81 66V65H80ZM118 66H120V65H118ZM127 66H128V63H127ZM126 66V67H127ZM130 66H129V68H127V69H129L130 71H131V69H130ZM140 66V65H139ZM138 66V67H139ZM147 66V65H146ZM151 66L152 65H150L149 66V68H151ZM153 66V67H154ZM197 66H199V65H197ZM206 66V65H205ZM204 66V67H205ZM225 66V65H224ZM235 66H237V65H235ZM239 66V67H240ZM256 66L257 65H255V67L254 68H252V69H255L256 68ZM259 66V65H258ZM69 67V66H68ZM138 67H136L135 66V68H138ZM201 67V66H200ZM211 67V66H210ZM244 67H245V65H244ZM244 67L242 68L243 69V75H245V72L244 71H246V70H244ZM247 67V66H246ZM260 67V66H259ZM66 68H67V66H66ZM78 68V69H77ZM89 68V67H88ZM91 68H93L92 66H91ZM94 68H95V66H94ZM95 68V69H96ZM123 68V67H122ZM142 68V67H141ZM141 68H140V70H141ZM143 68H147V70H148V67H145V66H143ZM207 69H208V67H206ZM215 68H216V66H215ZM218 68H220L219 66H218ZM222 68V67H221ZM238 68V67H237ZM56 69V70H55ZM69 69V68H68ZM105 69V70H104ZM125 69L126 68H124L123 70L125 71ZM154 69V71H156ZM201 70H202V68H200ZM204 69V68H203ZM212 70L214 69V67L213 68H211ZM210 69V70H211ZM56 71V74H53L54 72L53 71ZM64 70H65V68H64ZM88 70V69H87ZM100 70H97V71H100ZM134 70H137V71H140V70H138V69H134ZM143 70V69H142ZM141 70V71H142ZM146 70V69H145ZM182 70V71H183ZM194 70V71H193ZM217 70V69H216ZM229 70V69H228ZM68 71V70H67ZM71 71V70H70ZM83 71H84V74H82L83 73ZM89 71H91V69H89ZM112 71V70H111ZM117 70H115V72H116ZM119 71V70H118ZM120 71L122 72V74H124L126 71H128V70H126L125 72L124 71H122V69H120ZM129 71V72H130ZM141 71H140V73H141ZM144 71V70H143ZM153 71V72H154ZM180 71H181V69L180 70H178V74L177 75H179L180 74ZM181 71V72H182ZM204 71V70H203ZM206 71V70H205ZM218 71V70H217ZM234 71V70H233ZM255 71V70H254ZM254 71H252L251 70V72L253 73V75L255 74V72ZM256 71H257V69H256ZM51 72H52V74H53V76H51L50 74H51ZM66 71H64V73H65ZM69 72V71H68ZM67 72V73H68ZM102 71H100V73H101ZM124 72V73H123ZM134 72V71H133ZM132 72V73H133ZM145 72V71H144ZM184 72H183V74H184ZM199 72V71H198ZM201 72V71H200ZM207 72V71H206ZM219 72H220V70H219ZM250 72V71H249ZM75 73V72H74ZM73 73V74H74ZM82 74V75H80V74ZM85 73L88 75L87 76V78L90 76L91 78V80L92 81H90V79L88 78H86L84 75H85ZM97 74H98V76H99V74L100 73H98V72H96ZM112 73V72H111ZM118 73V72H117ZM117 73H114L115 74V76L111 79V81H109L110 83H109V85H108V89H105L106 90V93L108 94V92H107V90H109V92L111 91V89H114V87L116 88V86L118 87V84H119V82H118V80H119V78H121L122 77V74L120 75L119 73H118V76L120 75L121 77H119L118 78V80H117ZM136 73V72H135ZM137 73H139V72H137ZM139 73V74H140ZM147 73V72H146ZM157 73V72H156ZM155 72L152 74V75H154V74H156ZM157 73V74H158ZM197 73V72H196ZM209 73V72H208ZM211 73V72H210ZM214 73V72H213ZM218 73V72H217ZM232 72H230V74H231ZM257 73V72H256ZM97 74L95 75L96 77L94 78V80L96 81L98 78H97ZM110 75V72L108 71V73H106V75ZM130 74H131V72H130ZM129 74V75H130ZM142 74V73H141ZM169 74V75H170ZM182 74V75H183ZM189 74V73H188ZM203 74H205V73H203ZM78 75H80L79 76V78H78ZM93 75V76H94ZM100 75H102V73L100 74ZM127 75H128V72H127ZM138 75V74H137ZM143 75V74H142ZM148 75V74H147ZM150 75V74H149ZM148 75V76H149ZM181 75V74H180ZM182 75H181V77H182ZM187 75V74H186ZM194 75V74H193ZM199 75L200 74H198V76L197 75H195L196 76V78L197 77H199ZM229 75V74H228ZM49 76H51V77H53V79L52 80H50L49 78ZM69 76V77H68ZM76 76H77V78L78 79H76ZM105 76V75H104ZM103 76V77H104ZM133 76H134V74H133ZM148 76H146V82H143L144 84H150V82L152 83V81H150L149 82V80L151 79L150 77H152V76H150V77H148ZM158 76V75H157ZM156 76V77H157ZM171 76V75H170ZM174 76V75H173ZM190 76V75H189ZM204 76H206V74L204 75ZM217 76V75H216ZM221 76V75H220ZM224 76V75H223ZM80 77H81V79H80ZM83 77L85 78V79H83ZM100 77V76H99ZM131 77H132V75H131ZM140 77V76H139ZM154 77H155V75H154ZM172 77V76H171ZM184 77V76H183ZM194 77V76H193ZM192 77V78H193ZM225 77V76H224ZM250 78H252L253 79V77L255 78V77H257V76H249ZM249 77H247L246 79L248 80V79H250ZM69 78V79H68ZM70 78H71V81H70ZM101 78V77H100ZM122 78H124V77H122ZM130 78V77H129ZM128 77H127V79H125V80H127L128 81V83L131 85V81H129L130 79H129ZM134 78H136V77H134ZM133 78V79H134ZM140 78H142V77H140ZM148 78H150V79H148ZM208 78H209V75H208ZM208 78H207V80L206 81H208ZM211 78V77H210ZM216 78V77H215ZM221 78H222V76H221ZM243 78V77H242ZM87 79V80H86ZM103 79H105V78H103ZM102 79V80H103ZM148 79V80H147ZM157 79H159L158 77L155 79L154 78V81L155 80H157ZM169 80H170V77L168 78ZM167 79V80H168ZM172 79V78H171ZM175 79H177V78H175ZM175 79L173 78L172 80H174V82H175ZM189 79V78H188ZM195 79V78H194ZM205 79H206V77H205ZM212 79H214V77H212L211 78V80ZM217 79H218V76H217ZM82 80H84V81H82ZM85 80H86V82H85ZM109 79H107L106 81L105 80H103V81H105V84H104V82L102 83V81L101 80H99V82H101L102 84H104V85H106L107 83V81H108ZM121 80V79H120ZM137 79H135V81H136ZM143 80H145V78L143 79ZM153 80V79H152ZM159 80V81H160ZM166 80V81H167ZM179 80H181L179 77H178V79H177V81H179ZM198 80V79H197ZM215 80V79H214ZM66 81V82H65ZM76 81V82H77ZM88 81H90V82H88ZM93 82V84L95 83L96 84V82ZM117 81V82H116ZM126 81V82H127ZM133 82V83H137L139 80H137L136 82ZM148 81V82H147ZM153 81V82H154ZM158 81V80H157ZM157 81H155L156 83H157ZM165 81V82H166ZM217 81V80H216ZM219 81H221V80H219ZM242 81H244L245 82V79L244 80H242ZM50 82V83H49ZM80 82V83H81ZM97 82H98V80H97ZM99 82L97 83V84H99ZM141 82H142V80H141ZM155 82H154V84H155ZM164 82V83H165ZM190 82H193V81H190ZM195 82H196V79H195ZM202 82V81H201ZM204 82V81H203ZM209 82H211L210 80H209ZM239 82H241V81H239ZM238 82V83H239ZM252 82V81H251ZM88 83H90V84H88ZM116 83H118L117 85H116ZM124 83H125V81H124ZM124 83H122V84H124ZM140 85H141V83L140 82H138ZM137 83V84H138ZM171 83H173V81H170V84L169 85H171ZM177 82H175V84H176ZM214 83V82H213ZM247 84L246 85H249L248 83H250V81H247L246 82ZM48 84H50V86L48 85ZM72 84V85H73ZM84 84H86V85H84ZM87 84L88 85H90V87L88 86L87 87ZM101 84V85H102ZM121 84V85H122ZM129 84H126L125 86H128ZM144 84L142 85V89L144 90ZM145 85V86H147V89H148V87H150V90H146L147 92L148 91H151L153 88L151 87L152 85H150V86H148V85ZM182 84V83H181ZM180 84V85H181ZM185 84V83H184ZM189 84V83H188ZM187 84V80H186V85H188ZM206 84H209L208 82L206 83ZM211 85H212V83H210ZM215 84H217V83H215ZM241 84H242V82H241ZM80 84H75V86H76V88H75V86L72 88V86L71 85H69V83H68V86H69V88L71 87V89L69 90L68 89V86H67V88L66 87H64L65 89H67V91L69 90L70 91V93H71V90H72V92H74L75 94H71L72 95V97L75 95L76 97H78V95H81V94H87V93H81V88H82V84H81V87L79 86ZM139 85V86H140ZM157 85V84H156ZM156 85H155V87H156ZM165 85H167V83L165 84ZM169 85H167V86H169ZM180 85H179V87H180ZM192 84L190 83V86H191ZM202 85H203V83H202ZM205 85V84H204ZM203 85V86H204ZM218 85V84H217ZM216 85V86H217ZM243 85V84H242ZM245 85V84H244ZM245 85V86H246ZM250 85H251V83H250ZM249 85V86H250ZM47 86H49V87H47ZM120 86V85H119ZM124 86V85H123ZM132 86L133 85H131V88H132ZM157 86H159V87H161V85H157ZM175 86V85H174ZM173 86V87H174ZM183 86V85H182ZM189 85H188V87H190ZM202 86V87H203ZM206 86H208V85H206ZM244 86V87H245ZM48 89H47V88ZM80 87V88H79ZM121 88H122V86H120ZM119 87V88H120ZM129 87V86H128ZM163 88L165 87V86H162ZM161 87V88H162ZM176 87V86H175ZM193 87V86H192ZM199 87V86H198ZM198 87H197V90H195L196 92L194 93V94H196V96H199L197 93H199L198 92ZM201 87V86H200ZM199 87V88H200ZM210 87V86H209ZM241 88H242V86H240ZM75 88V89H74ZM79 88V90H80V94H76V93H78L79 91L77 90ZM88 88H89V91H88ZM92 88H93V90H92ZM101 88H102V86H101ZM119 88H116V92H117V90L119 89ZM125 88V87H124ZM134 88H136V85H135V87ZM139 87H137L136 89H138ZM167 88V87H166ZM170 88V87H169ZM169 88H168V90H169ZM211 88V87H210ZM209 88V89H210ZM239 88V87H238ZM237 88V89H238ZM245 88H247V87H245ZM250 88V87H249ZM45 89V90H44ZM84 89V91H85V88H83ZM103 89V88H102ZM141 88L139 89L140 91H143ZM160 89V88H159ZM174 89V88H173ZM178 89V88H177ZM190 89V88H189ZM194 89V88H193ZM204 90L205 91V89L204 88H201V90ZM57 90H55V91H57ZM73 90H76V91H73ZM101 90V89H100ZM99 90V91H100ZM129 90V89H128ZM135 90V89H134ZM134 90H132L133 92H134V95H136L135 93H140V91H137L136 90V92L134 91ZM162 90V89H161ZM206 90H207V88H206ZM234 90H236V88L234 89ZM242 90H243V88H242ZM245 90V89H244ZM43 91H45V96H42V94H43ZM54 91V94H53V96H54V98H57L58 97V95H57V92H55ZM84 91H82V92H84ZM97 90H95V92H96ZM120 91H121V89H120ZM125 91H126V93H127V90L125 89ZM131 91V90H130ZM157 91H158V88H157ZM163 91H164V89H163ZM173 91V90H172ZM183 91H185V89L183 90ZM199 91H200V89H199ZM208 91V90H207ZM214 91V90H213ZM212 91V92H213ZM246 91V90H245ZM50 92V91H49ZM115 92V93H116ZM144 92V91H143ZM147 92L146 93H142L143 95L144 94H146L147 95ZM175 92H176V90H175ZM174 92V93H175ZM192 92V91H191ZM190 92V93H191ZM210 92V91H209ZM53 93V92H52ZM52 93H50L51 95H52ZM99 93V92H98ZM100 93H102V92H100ZM113 93V92H112ZM112 93H111V95H112ZM122 93H124V92H121V94ZM149 93V92H148ZM152 93H155L154 91L152 92L151 91V94ZM169 93H171L172 94V92H170L169 91ZM179 93H180V90H179ZM179 93H177V94H179ZM233 93V92H232ZM232 93H231V95H232ZM234 93H235V91H234ZM233 93V94H234ZM114 94V93H113ZM121 94H119V96L120 97H117V98H121V96L122 97H127L128 98V96L131 94L130 92L128 93V95L127 94H125L124 93V95H121ZM150 94V95H151ZM155 94H159L158 92L157 93H155ZM164 94V93H163ZM166 94H168V92L166 93ZM165 94V95H166ZM193 94V93H192ZM200 94V93H199ZM206 94V93H205ZM205 94H204V96H205ZM88 95V94H87ZM109 95V94H108ZM114 95H117L118 96V92H117V94H114ZM131 95H133V94H131ZM145 95V96H146ZM149 95V94H148ZM150 95H149V97H150ZM174 95V94H173ZM173 95H171V96H173ZM175 95H176V93H175ZM179 95H181L182 96V94L180 93ZM211 95V94H210ZM57 96V97H56ZM74 96V97H75ZM82 97H84L85 98V96H83V95H81ZM91 96V95H90ZM97 96H98V94H97ZM97 96H95V97H97ZM101 96V95H100ZM98 97V98H101V97ZM164 96V95H163ZM163 96H161V97H163ZM196 96H193V99H195L194 97H196ZM234 96V95H233ZM237 96V95H236ZM239 96V95H238ZM244 96V95H243ZM50 97V96H49ZM49 97H48V99H49ZM93 97H94V95H93ZM130 97H132V96H130ZM134 97V96H133ZM140 97V96H139ZM148 96H146L145 98H147ZM149 97L147 98V101L146 102H148V100H149ZM154 97H158V96H154ZM153 97V98H154ZM170 97V96H169ZM178 96H176V97H174V99H176ZM189 96H187V98H188ZM53 98V99H54ZM90 98V97H89ZM98 98H97V101H98ZM109 98H110V96H109ZM109 98H108V100H109ZM111 98H112V96H111ZM115 98H116V96H115ZM126 98V100H128ZM151 98V97H150ZM156 98H154L155 100H156ZM165 98V97H164ZM171 98V97H170ZM181 98V97H180ZM191 98H192V96H191ZM199 98V97H198ZM198 98H196V99H198ZM202 98V97H201ZM47 99V100H48ZM74 99H76V98H73V100ZM77 99H79V97L77 98ZM122 99V98H121ZM133 99V98H132ZM135 100H133V101H136V99H137V97H135L134 98ZM143 99H144V96H143ZM142 99V100H143ZM169 99V98H168ZM193 99H192V101H193ZM196 99L194 100V101H196ZM207 99V98H206ZM234 99V98H233ZM42 100V99H41ZM44 100L42 101V103H45L44 102ZM83 100V99H82ZM82 100H79V101H82ZM90 100V99H89ZM100 100V99H99ZM106 100H107V98H106ZM111 100V99H110ZM112 100H113V98H112ZM116 99H114V102L115 103H117V102H119V101H121L120 99H119V101H115ZM140 100V99H139ZM142 100H140V101H138V102H141ZM152 100V99H151ZM154 100V101H155ZM165 100H167L166 98H165ZM180 100V99H179ZM190 100V99H189ZM230 100V99H229ZM75 101V100H74ZM77 101V100H76ZM96 101V100H95ZM97 101L95 102V104H97ZM132 101V102H133ZM153 101V102H154ZM169 101V104H170V99L168 100ZM172 101H173V99H172ZM175 101V100H174ZM184 101V100H183ZM187 101H188V99H187ZM191 101V102H192ZM198 101V100H197ZM200 101V100H199ZM209 101V100H208ZM35 102L37 103V104H35ZM41 102V101H40ZM78 102V101H77ZM84 102V101H83ZM90 102V101H89ZM108 103H109V101H107ZM106 102V103H107ZM125 101H123V103H124ZM150 102V101H149ZM156 102H157V100H156ZM176 102V104H178L177 102L178 101H175ZM174 102V103H175ZM42 103H41V105H42ZM76 103V102H75ZM74 102H72V104H75ZM80 104H78V105H81V102H79ZM88 103V102H87ZM86 103V104H87ZM91 103V102H90ZM107 103V104H108ZM112 103H113V101H112ZM125 103H127V102H125ZM135 103H137V102H135ZM142 103V102H141ZM143 103H145L144 101H143ZM158 103H160V102H158ZM158 103H156V104H158ZM180 103V102H179ZM183 103V102H182ZM199 103H202V102H199ZM210 103V102H209ZM236 103V102H235ZM234 103V104H235ZM32 104H35L37 107L35 108V109H33L34 111H36V112H31L30 114H25L26 113V111L28 112V108H26V107H29V110H32L31 109V107H30V105L32 106ZM49 104V103H48ZM100 104H105V100L104 99H101L100 100ZM150 104H152L151 102H150ZM162 104H163V101H162ZM192 104H193V102H192ZM206 104H207V102H206ZM205 104V105H206ZM40 105V104H39ZM71 105V104H70ZM76 105H77V103H76ZM75 105V106H76ZM77 105V106H78ZM110 105H111V101H110ZM110 105H108V106H110ZM116 104H114L113 103V107L115 106ZM119 105V104H118ZM135 105H137V104H135ZM134 105V106H135ZM138 105H141V104H139L138 103ZM146 103H145V107H146ZM179 105V104H178ZM195 105V104H194ZM193 105V107H197L198 105H195L194 106ZM201 105V104H200ZM238 105V104H237ZM43 106H41V108L43 107ZM76 106V109L78 108V109H82V107L81 106H79V107H77ZM92 106H95L94 104L92 105ZM92 106H90V104H87V105H85V103H84V105H83V112H81V118H82V120L85 122L86 120H87V122H92L93 124L91 125L92 126V131L93 130H95L96 129V126H98V120H99V118H101L102 117V115L101 114H99V115H101V116H97V117H95V115H92V116H94L95 118L94 119H92V120H94V121H92L90 118H92V116H91V110L89 109V108H91ZM97 106V105H96ZM105 106V105H104ZM130 106H131V103H130ZM129 107V106H127V108L129 107V108H131V110L129 111L130 113H128V114H130V117H127V118H129V119H125L124 118V116H122L125 120H123V118H119L118 120H120V119H122L123 121H125V122H123L122 120H120V122L122 123V124H120V126H119V128L118 129H116L115 128V130H118L119 131V129H121L120 130V132L119 133H124V135L126 136V134L128 133L129 134V132H131V134H132V137H131V135L129 136V135H127V136H129V139L130 138H132V140L134 141V138H135V136H136V134H138V132H140V130H139V128H138V131H137V127H138V125H139V123L140 124H142L144 121H146V119H144V121H142L141 122V117H142V114H145L148 110H146V112L144 111V113H142L143 111L142 110H140L141 109V106H140V108L139 107H137L136 108V106L135 107ZM171 106H173V105H171ZM171 106H169V109L171 108ZM174 106H177V105H175L174 104ZM180 107H182L183 108V106H181V105H179ZM190 106V105H189ZM188 105L186 106L187 108L189 107ZM202 106V105H201ZM215 106V105H214ZM33 107V106H32ZM35 107V106H34ZM49 107V109H51L50 108V105L48 106ZM70 107V106H69ZM98 107V106H97ZM106 107H107V105H106ZM106 107L104 108V109H106ZM117 107V105L115 106V108ZM120 107H122V106H120ZM147 107H150V105L148 106L147 105ZM152 107V106H151ZM178 107V106H177ZM200 107V106H199ZM204 107V106H203ZM25 108H26V111H25ZM39 108V107H38ZM71 109L69 110V114L71 115V112L72 111H74V113H80L79 111L78 112H76L75 110H74V108L75 107H73V105L70 107ZM103 108V107H102ZM114 108V109H115ZM123 108V107H122ZM122 108H120V109H122ZM142 108H144V106H142ZM154 108H156V109H158L157 107H154ZM236 108V107H235ZM234 108V109H235ZM40 109V108H39ZM48 109V108H47ZM46 109V110H47ZM73 109V110H72ZM113 109V108H112ZM111 109V110H112ZM124 109V108H123ZM122 109V110H123ZM146 109V108H145ZM148 109V108H147ZM155 109V110H156ZM160 109V108H159ZM174 109V108H173ZM213 109V108H212ZM211 109V110H212ZM72 110V111H71ZM93 110V109H92ZM108 110H109V108H108ZM116 110V109H115ZM155 110H153V112H151V117H152V113H154V111ZM161 110H162V108H161ZM176 110V109H175ZM182 110V109H181ZM184 110V109H183ZM197 109L195 108V111H196ZM200 110H202V109H200ZM49 111H51V110H49ZM49 111L47 110L46 111V113L48 112L49 113ZM68 111V110H67ZM94 111H98V109L96 108V110H94ZM94 111H93V113H94ZM100 111V110H99ZM110 111V110H109ZM149 111H151V110H149ZM148 111V112H149ZM158 111V110H157ZM173 112H174V110H172ZM171 111V112H172ZM186 111V110H185ZM58 112V111H57ZM60 112V111H59ZM90 112V113H89ZM101 112H103V110L101 109ZM105 112L109 115V113H108V111H107V109L105 110ZM110 112H113V110L112 111H110ZM119 112H121V111H119ZM126 112H127V110H126ZM125 112V113H126ZM148 112L146 113V114H148ZM169 113V110L168 111H166V113ZM171 112H170V114H171ZM173 112H172V114H173ZM177 112H179V109H177ZM191 112V111H190ZM51 113V112H50ZM65 113H67V112H65ZM64 113V114H65ZM67 113V114H68ZM73 113V112H72ZM74 113L72 114L73 115V117H76V115H74ZM121 113H123V112H121ZM185 113V112H184ZM24 114V115H23ZM59 114V113H58ZM57 114V115H58ZM67 114H66V116H67ZM69 114H68V116H69ZM106 114V115H107ZM119 114V113H118ZM127 114V113H126ZM127 114V115H128ZM183 113H181V115H182ZM186 114V113H185ZM185 114H183V115H185ZM198 114L199 113H197V117H198ZM40 117V118H37L38 116ZM49 115V114H48ZM61 116H62V114H60ZM80 115V114H79ZM79 115H77V117H79ZM110 115H111V113H110ZM121 115V114H120ZM156 115V114H155ZM165 116H166V114H164ZM183 115H182V117H183ZM50 116V115H49ZM60 116V117H61ZM66 117L67 119L69 118V117ZM84 116V117H83ZM91 116V117H90ZM114 116H115V114H114ZM114 116H112L113 118H111L112 120L113 119H116V118H118L119 116H117L116 115V118L114 117ZM148 116H149V114H148ZM163 115H161V117H162ZM180 116V115H179ZM200 116V115H199ZM203 116V115H202ZM59 117V118H60ZM72 117V116H71ZM69 118L68 120L66 119V121H64L63 120V118H62V121L63 122H65V123H63L62 121H61V123L62 124H60V125H57V126H60L61 127V125H65L66 126V129L64 128V126L62 127L64 130H66L67 131V128L69 127L67 124L69 123V122H71L69 125H70V128H71V126H72V123H73V120L75 121L74 122V124H73V126L75 125V123H76V120L78 119L77 117L74 119L73 117L72 118ZM143 117H144V115H143ZM171 117V116H170ZM169 117V118H170ZM174 117H175V115H174ZM185 117V116H184ZM186 117H190L189 116V114H188V116H187V114H186ZM185 117V118H186ZM41 118H43V119H41ZM49 118H51V116L49 117ZM56 118H57V116H56ZM58 118V119H59ZM81 118H80V120H81ZM155 118H158V117H155ZM172 118V117H171ZM178 118V117H177ZM177 118H175V120L177 119ZM180 118V117H179ZM202 119L204 118V117H201ZM41 119V120H40ZM65 119V118H64ZM72 119V120H71ZM89 119H90V121H89ZM111 119H108L109 121L111 120ZM153 119V118H152ZM151 119V120H152ZM161 119V118H160ZM172 119H174V118H172ZM181 119V118H180ZM180 119H178V121L180 120ZM184 119V118H183ZM187 119V118H186ZM202 119H199V120H202ZM47 120V119H46ZM71 120V121H70ZM80 120H77V121H80ZM101 120H102V118H101ZM128 120V121H127ZM154 120V119H153ZM152 120V121H153ZM157 120V119H156ZM174 120V121H175ZM189 120V119H188ZM198 120V121H199ZM45 121V120H44ZM53 121V120H52ZM51 121V122H52ZM55 121V120H54ZM103 121H104V119H103ZM106 121H107V119H106ZM106 121H105V123H106ZM108 121V122H109ZM114 122H115V120H113ZM137 122V124H136V126H133V125H135V123H133V122ZM165 122H166V120H164ZM174 121H170L172 124H173V122ZM177 121V120H176ZM190 121V120H189ZM193 121V120H192ZM45 122V123H46ZM56 122V121H55ZM59 122V121H58ZM67 122V123H66ZM81 123H82V121H80ZM80 122H78V126L77 127H79L80 126ZM91 122L89 123V124H91ZM111 122V121H110ZM109 122V123H110ZM114 122H111V124L112 123H114ZM139 122V123H138ZM154 122V121H153ZM152 122V124L155 126V124H157L158 125V123L156 122H154L153 123ZM164 122V123H165ZM181 122V121H180ZM179 122V124L181 125L182 123H180ZM186 122H188V121H186ZM191 122V121H190ZM190 122H189V124H190ZM196 122V121H195ZM204 122V121H203ZM202 122V123H203ZM53 123V122H52ZM51 123V124H52ZM60 123V122H59ZM101 123V122H100ZM161 123V122H160ZM164 123L162 124V128H160L162 131H163V125H164ZM171 123H168L169 125L171 124ZM176 124H177V122H175ZM21 124H23V125H21ZM117 124H118V122H117ZM116 124V125H117ZM144 124H148V123H145L144 122ZM149 124H151V122H149ZM151 124V125H152ZM171 124V125H172ZM178 124V125H179ZM184 124H186L185 122L182 124V125H184ZM188 124V123H187ZM195 124H198V122L197 123H195ZM205 124V123H204ZM47 125V126H46ZM53 126H54V123L52 124ZM83 125V124H82ZM82 125H81V127H82ZM99 125H101V124H99ZM103 125V124H102ZM105 125V124H104ZM115 125V124H114ZM113 124L112 125H107L108 126V128L109 127H111V126H114ZM174 125V124H173ZM172 125V126H173ZM194 125V124H193ZM193 125H191L192 127H193ZM90 126V125H89ZM90 126V127H91ZM107 126H104V127H107ZM118 126V125H117ZM133 126V127H132ZM145 126V125H144ZM150 126V125H149ZM149 126H148V128H149ZM176 126V125H175ZM175 126H173V127H175ZM186 126V125H185ZM263 126V125H262ZM261 126V127H262ZM18 127H20V128H18ZM52 127V126H51ZM56 127V126H55ZM80 127V128H81ZM85 127V126H84ZM86 127H88L87 125H86ZM85 127V128H86ZM101 127V126H100ZM134 127H136V130L134 131V130H132V129H134ZM142 127V126H141ZM171 127V126H170ZM180 127V126H179ZM196 127V126H195ZM202 127V126H201ZM260 127V126H259ZM261 127H260V131H261ZM21 128H22V130H23V132H22V130H21ZM24 128V129H23ZM57 128V127H56ZM55 128V129H56ZM70 128H68V130H69V133H71L70 132V130L71 129H73V127L70 129ZM75 128H76V126H75ZM103 128V127H102ZM112 128V127H111ZM114 128V127H113ZM113 128H112V130H113ZM147 128V126H146V129H148ZM167 128H169L168 127V125L166 124V129H165V125H164V131L165 130H167ZM176 128V127H175ZM185 128H187V126L185 127ZM198 128H200V127H197V129ZM17 129H19L20 131H21V133L19 132V135H17V133H18V131H17ZM54 129V127L53 128H51V130H49V132L51 133V131H52V133H57L56 132V130ZM79 128H77L76 130H78ZM81 129H84V128H81ZM87 130H88V128H86ZM86 129H84V130H86ZM91 129V128H90ZM89 129V130H90ZM107 129V128H106ZM105 129V130H106ZM146 129L144 128V131H146ZM149 129H152L151 127L149 128ZM170 129V128H169ZM177 129L179 130L180 128H178V126H177ZM182 130H183V127L181 128ZM193 129V128H192ZM45 130H47V131H45ZM53 130H55V131H53ZM80 130V129H79ZM79 130H78V132H79ZM83 130V131H84ZM88 130V131H89ZM104 130V129H103ZM104 130V131H105ZM110 131V129L107 131V134L109 135L111 132H112V134H114L115 132H117V131ZM152 130H154V129H152ZM174 130V132L176 133H178V131H176L175 129H173ZM194 130V129H193ZM16 131H17V133H16ZM45 131V132H44ZM58 131H60V130H58ZM63 130L61 129V132H62ZM66 131H65V133L64 132H62V133H64V135H65V140H68L69 138L68 137H66V134H68V133H66ZM73 131H75V129H73ZM82 131V132H83ZM88 131H86V132H88ZM98 131V130H97ZM137 131V132H136ZM167 131H169V130H167ZM171 131V130H170ZM169 131V132H170ZM184 131V130H183ZM197 131V130H196ZM48 132V133H49ZM60 132V133H61ZM68 132V131H67ZM77 131L75 132V133H78ZM95 132H96V130H95ZM94 132V133H95ZM101 132H103V131H101ZM101 132H100V130H99V133H100V137L102 136L101 135ZM148 132L150 133V131L148 130ZM160 132V131H159ZM174 132H171L174 136H175V134H174ZM180 132H182V131H180ZM180 132H179V134H180ZM198 132V131H197ZM200 132V131H199ZM16 133V134H15ZM43 133V134H42ZM47 133V135L48 136H50L51 134H48ZM54 133V134H55ZM61 133V134H62ZM75 133H74V135H75ZM85 133V132H84ZM84 133H82V134H84ZM105 132H103L102 134H104ZM146 133V132H145ZM145 133H143V134H145ZM149 133H147V134H149ZM184 133V132H183ZM21 134V135H20ZM42 134V135H41ZM61 134H59V133H57V135H60V136H56V134L54 135V137H52L53 136V134H52V136L51 137H48V139H47V141L48 142H50L52 139H54L55 137L56 138H58L57 139V141H56V138H55V140L53 141L52 140V142H51V144L53 143H55L54 144V146L56 145V144H59L58 143V141L59 142H61V140H62V142L63 141H65V140H63V134H62V136L63 137H61ZM72 134V133H71ZM71 134H69V136H71L70 137V139H71V144L69 145V143H68V145H67V143H66V145L68 146V147H70V146H72L73 145V142H72V139H73V135H71ZM81 134V135H82ZM86 134H88V133H85V136H86ZM106 134V135H107ZM141 134V133H140ZM160 134V133H159ZM172 134H170V135H172ZM17 135V136H16ZM79 135V134H78ZM77 135V136H78ZM117 135H118V133H117ZM117 135L115 134V135H113V136H116L117 137ZM133 135H134V137H133ZM142 135V134H141ZM153 135V134H152ZM155 135L156 134H154V136L153 137H155ZM160 135H165V134H162V132H161V134ZM169 135V134H168ZM180 135H182V134H180ZM179 135V136H180ZM261 135V134H260ZM16 136V138H15V140H17V141H15L14 140V138L13 137H15ZM45 136V135H44ZM89 136H91V133H90V135H88V138H86V140H85V137H84V142H83V140L81 141L80 140V138H79V140H80V142H81V146L80 145H77L76 147H78L77 149L76 148H72L71 147V149H75L76 150V153H78L81 149H83L84 151H85V149H84V147L87 145V143H89L88 141H89ZM93 136V135H92ZM110 136V138L111 137H113V136H111V134L109 135ZM109 136L107 137V136H105L104 135V138L105 137H107L106 139H108L109 138ZM119 136H121V134L119 135ZM119 136H118V138H119ZM146 135H144V137H145ZM157 136H158V134H157ZM176 136H178V135H176ZM18 137V138H17ZM60 137V138H59ZM81 137V136H80ZM98 138V140L99 141H101V138ZM103 137V136H102ZM124 136H122L121 138H123ZM148 136H146V138H147ZM160 137V136H159ZM170 137V136H169ZM42 138V137H41ZM50 138H52V139H50ZM75 138V137H74ZM97 138V137H96ZM95 138V139H96ZM120 138V139H121ZM140 138H141V136H140ZM139 138V140H141ZM149 138V137H148ZM263 138V137H262ZM43 139V138H42ZM61 139V140H60ZM69 139V140H70ZM91 139V138H90ZM128 138H127V141H129L128 142V144H126V145H129L130 146V148H131V146L133 147L134 145H132V144H130V140H129ZM143 139V138H142ZM167 139H168V137H167ZM176 139H178L177 137H176ZM258 139V138H257ZM13 140V141H12ZM39 140H41V139H39ZM69 140H68V142H69ZM75 140V139H74ZM73 140V141H74ZM94 140V139H93ZM98 140H94L96 143H98L99 141ZM104 140V139H103ZM103 140H102V142H103ZM109 140V139H108ZM123 140H125V138H123ZM137 140V139H136ZM147 140V139H146ZM155 140H157V139H155ZM155 140H154V142H155ZM161 140V139H160ZM170 140V139H169ZM260 140V139H259ZM46 141V140H45ZM45 141H44V144H46V146H48V143H47V141H46V143H45ZM76 141H78L77 139H76ZM98 141V142H97ZM118 141V140H117ZM116 140H115V142H117ZM122 141V140H121ZM133 141H131V142H133ZM143 141V140H142ZM149 141V140H148ZM148 141H145V143L146 144H148L147 142ZM164 141V140H163ZM162 141V142H163ZM168 141V140H167ZM38 143H39V141H37ZM40 142H43V140L42 141H40ZM57 142V143H56ZM108 142V141H107ZM136 142V141H135ZM150 142V141H149ZM259 142V141H258ZM262 142V141H261ZM74 143H75V141H74ZM76 143H78V142H76ZM93 143V142H92ZM122 143V142H121ZM127 143V142H126ZM138 142H136V144H137ZM153 143V142H152ZM43 143H41L40 145H42ZM62 144V143H61ZM79 144V143H78ZM90 144H91V141H90ZM89 144V145H90ZM99 144V143H98ZM97 144V145H98ZM102 144V143H101ZM100 144V145H101ZM103 144H106V143H103ZM118 143H116V145H117ZM134 144V143H133ZM156 144V143H155ZM180 144V143H179ZM65 145V144H64ZM65 145V146H66ZM88 145V146H89ZM115 145V146H116ZM125 145V146H126ZM149 145V144H148ZM147 145V146H148ZM157 145H158V143H157ZM36 146H39V144L38 145H36ZM35 146V147H36ZM43 146V145H42ZM42 146H40V148L42 147ZM52 146V145H51ZM53 146V147H54ZM61 146H63V144L61 145ZM66 146V148H68ZM91 146V145H90ZM96 145H94V147H95ZM109 146V145H108ZM118 146V145H117ZM141 146H143V144L141 145ZM146 146V145H145ZM145 146L144 147H141L142 149L143 148H145ZM34 147V148H35ZM44 147H45V145H44ZM44 147H42V148H44ZM49 147V146H48ZM75 147V146H74ZM93 147V146H92ZM94 147H93V149L92 148H90V149H92V151H94ZM102 147V146H101ZM104 147V146H103ZM102 147V148H103ZM112 147V146H111ZM113 147H114V144H113ZM112 147V148H113ZM119 147V146H118ZM122 148L124 147V146H121ZM127 147V146H126ZM136 147V146H135ZM138 148L140 147V144H139V146H137ZM149 147V146H148ZM156 147H158V146H156ZM175 147V146H174ZM41 148V149H42ZM59 148V147H58ZM57 148V150H61V149H63V148H59L58 149ZM86 148V147H85ZM97 148V147H96ZM105 148V147H104ZM141 148H139V149H137L136 151H138V150H140ZM155 148V147H154ZM37 149V148H36ZM70 149V148H69ZM118 149V148H117ZM127 149H128V147H127ZM135 149V148H134ZM145 149H147V148H145ZM151 149V148H150ZM157 149V148H156ZM33 149H31L30 151H32ZM54 150V149H53ZM56 150V149H55ZM54 150V151H55ZM56 150V151H57ZM87 150V149H86ZM101 150V149H100ZM113 149H111V151H112ZM124 150V149H123ZM133 150V149H132ZM149 150V149H148ZM155 150V149H154ZM159 150V149H158ZM40 151V150H39ZM65 151V148L63 149V152ZM72 151V150H71ZM84 151H82V153L84 152ZM90 152H92L91 150H89ZM96 151V150H95ZM98 152H99V150H97ZM93 152V153H97V154H95L94 155V157H99L100 158V156H98L99 154H98V152ZM104 151V150H103ZM102 151V152H103ZM105 151H106V149H105ZM111 151H110V153H111ZM51 152H53V151H51ZM62 152V153H63ZM66 153H67V149H66V151H65ZM87 152V151H86ZM115 152V151H114ZM129 152V151H128ZM139 152V151H138ZM144 152V150L142 151V153ZM153 152V151H152ZM39 153V152H38ZM59 153H60V151H59ZM61 153V154H62ZM81 152H80V154H82ZM105 153V152H104ZM134 153V152H133ZM142 153L140 152V155L141 156H143L142 155ZM149 153V152H148ZM43 154V153H42ZM57 154V153H56ZM56 154H54V155H56ZM90 154V153H89ZM116 153H114L113 155H115ZM125 154V153H124ZM136 154V153H135ZM160 154V153H159ZM37 155L38 154H36L35 156L37 157ZM50 155V154H49ZM49 155H47V156H49ZM79 155V154H78ZM83 155V154H82ZM82 155H81V157H82ZM84 155H85V153H84ZM93 154L91 153V156H92ZM106 155V154H105ZM105 155H102L101 156V161L102 160H104L103 158H104V156ZM112 155V156H113ZM132 155H134V154H132ZM131 155V156H132ZM140 155H138V156H140ZM152 156H154L153 154H151ZM32 156V155H31ZM72 156H74V155H72ZM71 156V157H72ZM87 156V155H86ZM110 156V155H109ZM108 156V157H109ZM117 156V154L114 156V158ZM120 156V155H119ZM137 156V155H136ZM140 156V157H141ZM145 156V155H144ZM143 156V157H144ZM149 156H150V153H149ZM148 156V157H149ZM152 156H150V157H152ZM160 156V155H159ZM27 158H29L28 156H26ZM39 158L41 157V156H38ZM60 157H61V155H60ZM60 157H59V159H60ZM65 157H66V155H65ZM80 157V158H81ZM93 157V156H92ZM93 157V158H94ZM107 156H105V158H106ZM111 157V156H110ZM143 157H141V158H143ZM146 157H147V155H146ZM27 158H25V160L27 159ZM33 157H31V159H32ZM53 158H55V157H53ZM56 158L58 159V155L56 156ZM85 158H87V157H85ZM89 158H91V157H89ZM118 158H120V157H118ZM123 158H124V156H123ZM127 158H129V160L128 161H130V157H126V159ZM136 158V157H135ZM145 158V157H144ZM159 158V157H158ZM24 159V158H23ZM22 159V160H23ZM50 159V158H49ZM56 159V160H57ZM69 160H70V158H68ZM75 159V158H74ZM73 159V160H74ZM78 159H79V157H78ZM77 158L75 159L76 161L78 160ZM84 160V157H82L81 159H79L80 161L79 162H81V160ZM147 160H148V158H146ZM21 160V161H22ZM24 160V164L26 165V163L28 162V161H25ZM27 160H30V158L29 159H27ZM34 160H36L35 159V157H34ZM42 160H43V157H42ZM54 160V159H53ZM52 160V161H53ZM56 160H54L53 162H55ZM69 160L67 161V159H66V161L68 162V163H66V161H65V163H64V161H63V157H62V161H63V165L61 166V164L62 163H60V165L59 166H56L57 164L56 163H59L60 162V160L58 161H56L55 163H54V165H55V169L53 168V164L51 165L48 161H46V163H45V166H47L46 164H47V162H48V165L50 164V166H52V167H48L47 166V169H46V171H44V170H42L43 168H41V170L42 171H44V174H42V175H40V176H38L39 174H37L36 176H34V178H33V182H32V188H33V190H35V191H39V187H40V185H41V182L42 181H45V182H43L44 183V185H42L43 187L47 184L48 186H53L55 183H56V181H54L53 180V178L55 177V176H60L61 177V175H63L62 177L64 178V179H66V183H64V185L61 187V189H60V191L58 192L57 191V189H56V191L57 192H55V190H53V193L55 192V194L56 193H58L60 196V198H59V200L61 199L62 201L65 199V201L66 200H68L67 198L69 197H71L72 196V194L73 193H75V194H73V196L72 197H74V198H79L80 196H82L83 195V197L86 195V191L84 192V184H86V182H87V184L89 183V186L91 185V183L90 182H88V180H86V179H94L95 178V176H96V174H93V175H91L89 172H91V169H92V167H91V169H89V172H84V169H82V168H85V166L84 167H82V168H80V167H78V166H76V165H78L77 163H79V162H75V164L74 163H70V162H74V161H70L69 162ZM82 160V161H83ZM90 160V159H89ZM96 159L94 158V160L93 161H95ZM112 160V159H111ZM119 160V159H118ZM135 160V159H134ZM139 159H137V161H138ZM147 160L145 161V162H147ZM152 159L150 158L148 161H151ZM21 161H20V163H21ZM31 161V160H30ZM38 161V159L35 161V163ZM44 161V160H43ZM42 161V162H43ZM91 161H92V159H91ZM98 161V160H97ZM100 161V162H101ZM108 161V160H107ZM116 161H117V157H116ZM115 160H113L112 162H114V164L115 163H117ZM121 161H122V157H121ZM123 161H125V159L123 160ZM131 161H132V159H131ZM130 161V162H131ZM136 161V162H137ZM140 161H144V160H142V159H140ZM26 162V163H25ZM34 161H32L31 163H33ZM52 162V163H53ZM99 162V163H100ZM102 162H104V161H102ZM110 162V161H109ZM127 162V161H126ZM125 162V163H126ZM128 163L129 165L131 164V163ZM133 162V161H132ZM139 162V161H138ZM19 163V164H20ZM30 163V164H31ZM86 163H88V162H86ZM86 163H84L85 165H86ZM90 163V162H89ZM93 163H95V162H93ZM105 163H107V162H105ZM121 163V162H120ZM140 164H138V165H141V162H139ZM28 164V163H27ZM34 164V163H33ZM33 164H31V165H33ZM41 164H43V163H41ZM71 164H74V166L72 167L71 166ZM83 164V163H82ZM109 163H107V165H108ZM110 164H113V163H111L110 162ZM109 164V168H110V165ZM122 164H123V162H122ZM127 164V163H126ZM126 164H124V165H126ZM127 164V165H128ZM134 164H136L135 162H134ZM143 164V163H142ZM145 165H146V163H144ZM149 164L150 163H147V171H148V167H149ZM31 165L29 166L30 167V169L32 168L31 167ZM80 165V164H79ZM90 165V164H89ZM88 165V166H89ZM96 165H97V162H96ZM101 165V164H100ZM104 164H102L101 166H103ZM119 165V164H118ZM143 166L144 167V170L146 171V166ZM151 165V164H150ZM17 166V165H16ZM19 166V165H18ZM17 166V167H18ZM23 166V165H22ZM38 166H39V164H38ZM41 166H43V165H41ZM44 166V167H45ZM81 166H83V165H81ZM105 166H106V164H105ZM116 166V165H115ZM27 167V166H26ZM25 167V168H26ZM62 167V168H61ZM108 167V166H107ZM111 167H113V166H111ZM119 167H120V165H119ZM122 167V166H121ZM20 168V167H19ZM22 168V167H21ZM90 168V167H89ZM106 168V167H105ZM104 168V170L103 171H105L106 169ZM114 168V167H113ZM125 168V167H124ZM27 169H28V167H27ZM62 169V170H61ZM87 169H88V167H87ZM86 169V170H87ZM94 169H96V167H94ZM98 169V168H97ZM96 169V170H97ZM102 169V168H101ZM127 169V171H128V167L126 168ZM131 169V168H130ZM132 169H135V167L133 168V166H132ZM138 169V168H137ZM110 170V169H109ZM114 170H120V168H118L117 167V169L115 168ZM136 170V169H135ZM141 169H138V171H140ZM143 170V169H142ZM22 171V170H21ZM34 171V170H33ZM32 171V172H33ZM39 171H40V169H39ZM95 171V170H94ZM102 170H101V173L103 172ZM113 171V170H112ZM122 171V170H121ZM121 171H119L120 173H121ZM124 171H125V169H124ZM132 171V170H131ZM137 171V170H136ZM20 172V171H19ZM37 173H39L38 171H36ZM93 172V171H92ZM91 172V173H92ZM98 172H100V171H98ZM97 172V173H98ZM123 172V171H122ZM142 172V174H143V171H140V173ZM31 173V172H30ZM29 173V174H30ZM35 173V172H34ZM43 173V172H42ZM89 173V174H88ZM94 173V172H93ZM107 173H108V171H107ZM129 173V172H128ZM139 173V172H138ZM139 173V174H140ZM24 174V173H23ZM41 174V173H40ZM103 174V173H102ZM112 174H114V173H112ZM141 174V175H142ZM31 175H32V173H31ZM44 175V176H43ZM123 175V174H122ZM131 175V176H130ZM136 175H138L137 174V172H136ZM135 175V173H134V175L132 176V173H130L129 174V177H130V179L128 178V180L127 181H131L132 180V178L134 177V176H136ZM146 175H147V173H146ZM29 176V175H28ZM38 176V177H37ZM102 176V175H101ZM124 176L126 177V174H124ZM142 176H144V175H142ZM30 177V176H29ZM59 177V179H60V181L59 182H61V179L62 178H60ZM97 177V176H96ZM107 177H109V176H107ZM127 177H128V175H127ZM138 178H141V177H138ZM17 179V178H16ZM58 179V178H57ZM56 179V180H57ZM100 179V178H99ZM99 179L97 180V178H96V180L97 181H99ZM105 179V178H104ZM114 179V178H113ZM127 179V178H126ZM18 180V179H17ZM29 180H30V178H29ZM95 180V179H94ZM101 180H103V178H101ZM134 180H136V178L134 177ZM134 180H132L130 183H132ZM30 181H32V180H30ZM58 181V180H57ZM86 181V182H85ZM89 181H92V180H89ZM26 181H24V183H25ZM59 182H57V183H59ZM135 182V181H134ZM1 183V182H0ZM31 183V182H30ZM93 183H95V182H93ZM125 183V182H124ZM128 183V182H127ZM4 184V183H3ZM25 184H27V183H25ZM86 184V185H87ZM96 184V183H95ZM113 184L114 185H116L114 182H113ZM21 185V184H20ZM29 185V184H28ZM31 185V184H30ZM93 185V184H92ZM92 185H91V187H92ZM41 186V187H42ZM48 186L46 187V188H48ZM94 186V185H93ZM98 186V185H97ZM97 186H96V188H97ZM30 187V186H29ZM30 187V189H32ZM86 187V186H85ZM119 187V186H118ZM126 187V186H125ZM46 188H43V189H46ZM120 188H122V187H120ZM24 189V188H23ZM98 189V188H97ZM88 190V189H87ZM116 190V189H115ZM40 191H43V190H40ZM45 191H47V190H45ZM51 191H52V189H51ZM119 191V190H118ZM34 192V191H33ZM32 192V193H33ZM48 192V191H47ZM83 192H84V194H83ZM40 193V192H39ZM53 193H52V196H53ZM90 193H91V191H90ZM116 193V192H115ZM118 193H120V191L118 192ZM117 193V194H118ZM92 194V193H91ZM43 195V194H42ZM51 195V194H50ZM71 195V196H70ZM90 195V194H89ZM87 196V195H86ZM34 197H35V194H34ZM44 197V196H43ZM57 197V196H56ZM70 198V199H72L71 200V202L73 201L74 202V200H73V198ZM42 198V197H41ZM85 198V197H84ZM45 199V198H44ZM70 199L68 200V201H70ZM76 199H75V202H76ZM34 200H36V199H34ZM50 200V199H49ZM58 200V201H59ZM78 200H80V198L78 199ZM77 200V203L79 202ZM57 201V202H58ZM54 202V201H53ZM61 202V201H60ZM74 202V203H75ZM30 203V202H29ZM55 203V202H54ZM32 204V203H31ZM30 204V205H31ZM46 204V203H45ZM48 204H49V202H48ZM58 204V203H57ZM64 205H66L67 203L65 202V203H63ZM70 204V203H69ZM73 204V203H72ZM72 204H71V206L70 207H72ZM103 204V203H102ZM40 205V204H39ZM38 204H37V206H39ZM47 205V204H46ZM76 204H74V206L72 207V208H75L76 210H78L77 212L79 213V203L75 206ZM57 206V205H56ZM68 206V204L66 205V207ZM46 207V206H45ZM44 207V208H45ZM49 207V206H48ZM50 207H51V205H50ZM54 207V209H55V205L53 206ZM60 207V206H59ZM69 207V208H70ZM100 207V206H99ZM103 207H104V205H103ZM40 208H43V207H40ZM47 208V207H46ZM52 208V207H51ZM60 208H62V207H60ZM64 208V207H63ZM68 208V209H69ZM71 208V209H72ZM97 208V207H96ZM100 208H102V207H100ZM48 209V208H47ZM59 209V208H58ZM68 209H62L63 211H65V210H68ZM103 209V208H102ZM44 212V211H43ZM46 212V211H45ZM70 212H72L71 210H68V216L71 214ZM75 212V211H74ZM77 212H76V214H77ZM84 212V211H83ZM61 213V212H60ZM65 213V212H64ZM70 213V214H69ZM73 213V212H72ZM82 214V213H81ZM80 214V215H81ZM64 215V214H63ZM66 215V214H65ZM74 215V214H73ZM61 216V215H60ZM76 216V215H75ZM95 216H97V215H95ZM64 216H62V218H63ZM78 217V216H77ZM55 218V217H54ZM66 218V217H65ZM65 218H63V221H64V219ZM72 218V217H71ZM70 218V219H71ZM80 218V216L78 217V219ZM84 218V217H83ZM48 219V218H47ZM61 219V218H60ZM77 219V218H76ZM31 220H32V218H31ZM30 221V220H29ZM48 221V220H47ZM62 221V220H61ZM70 221V220H69ZM77 221V220H76ZM78 221H80V220H78ZM77 221V222H78ZM30 223V222H29ZM60 223V222H59ZM64 223H66V219H65V222ZM64 223H61V224H64ZM70 223H71V221H70ZM81 223V222H80ZM36 224V223H35ZM67 224V223H66ZM69 224V223H68ZM55 225V224H54ZM65 225V224H64ZM64 225H63V227H64ZM70 225V224H69ZM68 225V226H69ZM74 225H75V223H74ZM73 225V226H74ZM81 225V224H80ZM79 225V226H80ZM83 225V224H82ZM26 226V225H25ZM71 226H69V228H70ZM80 227H82V226H80ZM64 228H66L67 229V227H64ZM71 228H73V227H71ZM30 229V228H29ZM79 229H81V228H79ZM65 230V229H64ZM71 230H73V229H71ZM75 230V229H74ZM74 230H73V232H74ZM65 232V231H64ZM53 233V232H52ZM63 235H65V234H63ZM65 237V236H64ZM62 240V239H61ZM60 240V241H61ZM66 240V239H65ZM64 242V241H63ZM66 243V242H65ZM64 243V244H65ZM67 244V243H66ZM53 245V244H52ZM67 246V245H66ZM64 248V247H63ZM65 249V248H64ZM38 264V263H37Z\"/></svg>","mask_w":264,"mask_h":264}]
</instances>
